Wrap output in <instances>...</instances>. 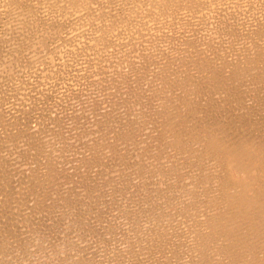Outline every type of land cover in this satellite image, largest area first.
Segmentation results:
<instances>
[{"label":"rangeland","instance_id":"1","mask_svg":"<svg viewBox=\"0 0 264 264\" xmlns=\"http://www.w3.org/2000/svg\"><path fill=\"white\" fill-rule=\"evenodd\" d=\"M68 1H71V0H0V66L2 67V69L0 68V73L1 74H4V75H1L0 76V118H1V123H0V144H2V142L3 141H5L6 139V141H5V143L3 142V145H1L0 147H2V149H0V152L2 153L3 152V154H1L0 155V157H3V155H5L6 153V155L3 157L4 158V160H5V158H6V160L5 161H1L2 159H0V165L3 167H1V172H0V183H3V184H0V193H1V195H0V201L1 200H6V202H3V201H1L0 203H1V208L0 209H2V204H4L5 203V205L3 206V212L1 213L0 212V214H1V217H3V218H1L0 219V227L3 225V223L5 224V227H1V228H4L5 230L4 231H6L7 233H5L3 230H1V228H0V241L1 242H3V241H5V242H3V243H5L4 245H6L5 247L3 246L2 247V245H3V243H0V248H2V250L0 249V257L2 258V256H3V259H4V261H3V259H1L0 258V263H4L5 261V263L4 264H6V263H8V264H60L61 263V260H62V263H64V261L66 260H68L69 262H67L66 264H71V262L73 261V262H75V263H72V264H78L77 262H82V261H77V260H83V262L82 263H88V264H93V263H95L96 264V262H97V264L99 263V264H147V263H145V262H148V264L150 263V262H152V259L154 260L152 263H150V264H155L156 262V264H158V262L160 263L161 262V264H163L165 261H164V259L161 261V259H160V257L161 258H163L164 256H165V254H157L158 255V258H157V256H156V254L154 255V257H155V259H154V257L152 258V256H149V259H148V255L146 256L145 254H144V252H146V249H145V251L144 252H140V250L142 251V249H143V247L144 246H142V245H144V244H142V243H140V241H139V238H138V236H136V237H134L135 235H137V233H138V229L140 228V230H143V231H147L148 232V230L145 228V227H143V225L142 224H144L145 223V221H143L142 219H140V217H139V221H141L140 222V224H139V222H137V224L136 225H134L133 224V222L134 223H136L135 221H133L132 219H130V216L128 215V213H126V212H124L123 210L121 211V209L119 208V210L120 211H117L118 209V207L116 208V207H112V206H114V205H112L111 207H112V211H114V214H112L111 213V211H107V210H110V208H109V206H110V204H109V206H107V204H104V203H106V202H101L100 201V203H98V202H94V205H92L90 202H91V200H92V197H91V195H90V191L89 190H91V189H95V191L98 193L99 191L101 192V199H102V201H107V202H110V201H108V200H113V199H115V200H118V198L116 197V195L115 194H112V192H110L107 188H105L104 187V185H103V183L100 181V177H97L98 176V173H103V169L102 170H100L99 168H102V166L100 165V163L98 164V161H99V154L101 155V156H107V155H109L110 153L112 154V155H110L111 157L112 156H116L118 153L117 152H113V151H118L119 149H123L122 147H124V145H123V141L121 142V140H122V135H124V134H126V135H124V136H135L136 134H137V131L135 130V128L137 129L138 128V122L135 120V118L134 117H132V118H134V119H132L130 116L131 115H133L134 113H135V109L133 110V112L131 111L133 108L132 107H134L133 106V102H134V98H133V96L134 95H132V94H135L136 93V95L138 96V97H140L141 98V100H139V105L140 106H142V108L143 109H141V115H143V114H150V115H143V116H141L139 113H138V111H137V115L139 114L140 116H141V122H142V124L143 125H145V126H143L142 128H145L144 130H142V132H146L145 130H147V127H152L153 129H150V128H148L149 130L147 131V132H149L150 130L152 131L153 130V135L156 133V132H158V134H159V130H161L160 129V125H157V126H155V124H152V123H154V121H156V117L155 116H153L152 115V113H150V112H153L152 111V107H153V104L152 103H158V101L159 100H161L160 99V96L158 95V94H156L155 92L156 91H158V89H159V85H161L162 83V81H163V79H167V77H169L170 79H171V77H172V79H171V82H172V80H175L174 78H176L175 76H177V74L178 73H184V72H186V71H183V70H187V73L189 72V74L191 73L190 71H192V75H196V71H197V69H199V67H201V63H202V61H198V59H197V57L195 58V56L197 55V53H199V48H201V43L200 42H202V40H203V37H204V39H205V36H206V33L208 34V27H209V29H210V24H212L211 25V27L213 26V28H211L212 30H214V28H216L217 26L216 25H218L219 27H221V28H219V29H222V27H223V29H224V31H223V29L222 30H219V32L221 31V34L223 35H220V36H222L221 37V40L222 41H219L218 39H220V37L218 38V36H217V42H221L220 44H215V47H217L218 48V51L219 50H223L222 51V53L219 51V52H217L216 51V53H214L215 51L213 50V49H211L210 47H211V45L210 46H208V50H207V52H208V54H207V56H208V58H206V61L208 60L209 62H210V64L211 63H213V62H216V61H219V62H221V63H223V64H226L225 62H230L229 60H232L233 58H238V57H244L245 56V54H247V52H249V51H247L246 52V50L245 49H247V47L249 46V48H253L254 46H251V45H249L250 44V42H249V35L250 34H252L253 33V38H252V36H251V38L252 39H256V36H257V43H258V41L261 39V37L263 38L262 40H264V0H244L246 3H244V1H238L239 2V5L236 3L237 2V0H235V1H233V0H231L232 2H234L235 4H233L230 0V2L228 1V0H212L213 2H214V7H213V2H210L211 4H212V6H208V5H210V4H208L209 3V1H211V0H207L208 2H206V0H202V3H200L201 1L200 0H197V2L201 5V7L200 8H198L197 10H196V12H195V14L196 13H198L197 15H195V14H192V15H194L193 17H191L192 15L190 14V12H185V11H183V12H185V13H179V15H182V16H179V20L176 18V19H174V20H171L172 21V23H174V26H173V24L170 22L169 24H166V23H168V21L166 20V22H164L165 20H163V22L165 23H163L162 22V19L161 18H156L155 16H154V14L152 15V13H150L151 11V8L149 9V6L151 5L150 4V1L149 0H147V2H148V4H146V5H144L145 3H147V2H144V1H146V0H89L88 1V3L91 1V5H89L88 3L85 5V1L87 2V0H84V3L82 2L83 0H72L71 1V5L73 4V6H74V10H73V6L71 7V5H70V2L68 3ZM80 1V2H79ZM161 1H163V0H159V2H161ZM165 1V0H164ZM167 1H169V0H167ZM184 1H186V0H184ZM216 1V2H215ZM66 2V3H65ZM78 2V3H77ZM81 2H82V4H81ZM136 2H138V4H140V6L136 3ZM140 2V3H139ZM141 2H144V3H141ZM152 2H153V0H152ZM154 2H156V4L154 3V5L155 6H157V4L159 3L158 2V0H154ZM158 2V3H157ZM222 2V3H221ZM229 2V3H228ZM243 2V4H241V3ZM79 4V5H77V4ZM205 3H207V4H205ZM215 3H216V6H215ZM232 3V4H231ZM248 3V4H247ZM66 4V5H68V6H64V5ZM76 4V5H75ZM131 5V4H133V5H135L136 7H138V9L137 8H135L134 9V7L135 6H133V8L132 9H130L129 10V7H132V6H129V5ZM143 4V5H142ZM203 5V6H202ZM70 6V7H69ZM76 6V7H75ZM78 6H82L81 8H82V10H81V8L80 7H78ZM84 6H86V7H84ZM145 6L147 9H143V7ZM148 6V7H147ZM207 6V7H206ZM220 8H219V7ZM226 6V8H224ZM227 6H228V8H227ZM142 9H141V8ZM144 7V8H145ZM203 7V8H202ZM209 7H211L210 9H209ZM215 7H218V9L220 10V9H222V15H221V13H219L220 11H214V10H218V9H216ZM85 8V9H84ZM87 8V9H86ZM123 8H126V9H128V11H133L134 13H133V15H132V12L131 13H129V12H127V10H125V11H123L124 9ZM140 8V9H139ZM202 8V11H199V9H201ZM208 8V9H207ZM212 8L214 9V10H212ZM67 9V10H66ZM70 9H72V12L70 11ZM79 9V10H78ZM84 9V10H83ZM119 9H121V11H119ZM134 9V10H133ZM204 9H207V10H212V11H207V10H205V13H204ZM69 10V11H68ZM86 10V11H85ZM108 10V11H107ZM137 10H139V12H140V10L141 11H145V10H147V12L145 13V12H140V13H143V14H146L145 15V19H146V16H148L149 17V14L150 15H152V17H154V19H157L156 21H154L153 23H151V24H148V23H146V24H144V25H141V26H143L142 28H141V26H140V28L139 29H137L136 31H137V33H138V35L136 34V31L134 30L133 31V33H130V31H129V29H128V31H129V34H128V31H126V30H124V31H122L120 34L122 35L123 34V38L125 39V41H123L124 39L123 38H121L120 37V34H119V39L120 40H122V41H119V39H118V37H117V44L116 43H113V44H110V45H108L106 48V50H105V52L106 53H108V54H106L105 52L103 53L104 54V56L103 57H105V58H107V59H102V56L101 55H103L101 52L98 54V52L95 50V48H94V46H89V45H91V44H89V42H90V40H88V39H91L92 37H93V35L91 36H89V34L87 35L85 32H88V33H92V32H90V28H92V26L91 27H88V26H86V25H84V24H89V22H91L92 24H95L96 22H94V21H101V20H106V19H108V18H112V19H108V20H111V22H112V20L113 19H118V18H120V16H122L123 14H122V12L124 13V15L123 16H125L126 18H124V19H126V20H128L127 19V16L128 17H131V15H132V17H131V19H134L135 17H139V13H138V11ZM62 11L64 12H69V13H67V17H68V14H70L69 16L72 18L73 16V19H71V18H69V19H67V22H66V14H65V18L64 17H62L63 15L62 14H64V13H62ZM104 11V12H103ZM107 11V12H106ZM137 12V14H136V12ZM225 11V12H224ZM61 12V13H60ZM71 12V13H70ZM79 12L81 13V14H79ZM99 12L101 13L102 12V16L99 14ZM111 12V13H110ZM149 12V13H148ZM180 12H182V11H180ZM199 12L201 13V14H199ZM206 12H209V13H206ZM212 12H214V14L212 13ZM110 14V17H107L106 15H108L109 16V14ZM115 13V14H114ZM117 13H119V14H117ZM127 13V14H126ZM148 13V14H147ZM193 13H194V11H193ZM203 13V14H202ZM215 13H219V15H221L222 17H223V15L225 14V13H227V15L230 17V16H233L232 17V19L236 22V20L238 21V22H234L232 19V21L233 22H231L230 21V18L226 15V20L227 21H229L228 23H234L233 25H231L230 26V24H228L227 22H224L225 21V19H224V17H223V19H224V21H221V18L222 17H220V19H219V15H218V18H216V20H215V16H217ZM224 13V14H223ZM241 13H242V15L244 14V16L246 17H244V16H242L241 15ZM245 13H247V14H245ZM61 14V15H60ZM97 14L100 16V17H103V14H104V17L103 18H100L99 16H97ZM113 14V15H112ZM129 14V15H128ZM136 14V15H135ZM184 14V15H183ZM190 16H189V15ZM204 14H206V15H204ZM209 14H212V15H210L209 16ZM234 14L235 15H237L238 14V16H234ZM76 15L77 16H79L80 15V17L82 18V21L81 20H79V19H81V18H79V17H76ZM112 15V16H111ZM138 15V16H137ZM186 15V16H185ZM200 16V18L203 20H201L200 18H199V16ZM201 15H203V16H201ZM85 16V17H84ZM88 18H87V17ZM117 16V17H116ZM123 16L121 17V18H123ZM133 16H135L134 18H133ZM209 18H208V17ZM212 16V17H211ZM50 17H51V19H52V17H59V19L61 18V20H60V22H57V21H59V19L57 18V19H55V21H54V18H53V20L51 21V19H50ZM93 17V18H92ZM94 17H95V20H94ZM101 19V20H97V19H99V18ZM141 17L142 18H144L143 17V15H141ZM152 17H150L149 19H153ZM186 17V18H185ZM188 17V18H187ZM189 17H191L192 19H191V22L190 21H188V20H190V18ZM196 17H198V19H200V20H197L196 19ZM206 17V18H205ZM213 18V20L214 21H218V23L216 24V22H214L211 18ZM228 17V18H227ZM241 17H242V19H241ZM47 18V19H46ZM63 18L65 19L64 21H65V23H73V25H71V24H65V23H63L62 24V20H63ZM74 18L78 21V22H76V20H74ZM85 18H87V19H85ZM106 18V19H105ZM207 19V21L205 20V19ZM243 18H245L244 20H243ZM25 19V20H24ZM50 19V20H49ZM84 19V20H83ZM89 19V21H86V20H88ZM148 18L144 21V22H146L147 20H149ZM161 19V20H160ZM195 19V20H194ZM218 19V20H217ZM21 20H23V21H21ZM43 20H45V21H43ZM47 20V21H46ZM49 20V21H48ZM57 20V21H56ZM69 20V21H68ZM72 20H74V21H72ZM93 20V21H92ZM158 20H159V23L162 25V28L163 29H168L167 31H168V34H167V32L164 30L163 31V29H161L160 27H161V25L158 23ZM182 20V22H180ZM196 20H197V22H196ZM212 20V22L214 23H212V22H210ZM242 20V21H241ZM248 20V21H247ZM20 21V22H19ZM26 21V24L27 25H23V24H25L24 22ZM179 22L178 24L177 23H175V22ZM183 21H184V23L185 22H187V26L186 25H184V23H183ZM192 21L193 22H196V23H194V24H188V23H192ZM198 21H199V23H198ZM207 23H206V22ZM219 21H220V23H219ZM246 21H247V23H246ZM22 22V25L20 24ZM43 22V23H42ZM46 22H49V24L48 23H46ZM51 22H53V23H51ZM57 22V23H56ZM88 22V23H87ZM156 22V25H157V29H155V33L153 32L154 31V27H153V24ZM250 22V23H249ZM60 23V25H58ZM78 23L80 24V26L82 25V30H80L79 28H81V27H78L79 25H78ZM82 23H84V24H82ZM180 23H182V27H185V29L184 30H186L187 29V27L189 28V30H187L188 32H191V31H193L194 30V28H196L195 29V31L194 32H191L190 34L187 32H185L184 30H183V28L182 27H180L181 26V24ZM203 23V25H205V26H202L201 24ZM205 23V24H204ZM222 23H224V24H222ZM246 24V25H244V24ZM45 25V27L47 26H49L50 25V27L49 28H44V25ZM55 24V25H54ZM78 26H77V25ZM158 24L160 25V27L158 26ZM171 24V25H170ZM180 25L179 27H177V26H175V25ZM209 24V25H208ZM229 25L228 27L226 26V25ZM239 24V25H238ZM242 24H243V26H242ZM248 24V25H247ZM19 25V26H18ZM43 25V29L40 27V26H42ZM58 25V26H57ZM64 25H65V27H64ZM69 25V26H68ZM71 25V26H70ZM91 25V24H90ZM89 25V26H90ZM146 25H149V26H151V27H148V26H146ZM155 25V24H154ZM164 25V26H163ZM166 25H169V28H167L168 26H166ZM189 25V26H188ZM191 25H193V27L191 26ZM199 25V26H198ZM206 25H208L207 26V29H203V28H205L206 27ZM215 25V26H214ZM222 25V26H221ZM224 25L226 26V27H224ZM236 25H238L239 27H237ZM242 27H241V26ZM251 25V26H250ZM22 26H25L24 28H22ZM56 26V27H55ZM63 26V27H62ZM77 28H76V27ZM83 26H84V28H83ZM145 26V27H144ZM170 26H173L172 28H174V29H172ZM192 28H191V27ZM195 26V27H194ZM203 28H202V27ZM233 26H235L234 28H233ZM245 26L247 27V26H250L251 28H249V27H247V28H245ZM259 26L262 28H259ZM27 27V28H26ZM40 28V29H42V30H40V29H37L36 30V28ZM54 27V28H53ZM59 27V28H58ZM147 27V29H145ZM159 27V28H158ZM165 27V28H164ZM177 27V28H176ZM197 27H199L198 28V30H200V29H202L199 33H197L196 31H197ZM233 29H232V28ZM238 29H237V28ZM256 27H258V30H260L261 29V32L259 31V33H258V30H257V28ZM26 28V29H25ZM56 28H57V30L58 31H60V32H57V30H56ZM64 28H67L66 30L64 29ZM69 28V29H68ZM87 28H89V30H87ZM152 29V30H150V29ZM156 28V27H155ZM179 28V29H178ZM218 28V27H217ZM228 28H230V29H232L233 31H231V32H229L230 30L228 29ZM241 28H244V29H241ZM255 28V29H254ZM23 29L25 30V32H28V33H25L24 32V35L22 36V32H23ZM44 29H47V31L46 30H44ZM51 29H53V31H56V32H54V33H52L53 31L51 30ZM63 29V30H62ZM74 29H75V32H73L74 31ZM77 29H79V30H77ZM161 29V30H160ZM172 29V30H171ZM176 29H178V30H176ZM183 31H182V30ZM192 29V30H191ZM236 29V31H234ZM240 29V30H239ZM247 29L249 30L250 29V31H248L247 33L248 34H246L245 35V33L246 32H244V30H246L247 31ZM252 29V30H251ZM254 29V30H253ZM40 31V33H41V31H42V33L44 34V32L43 31H45V35H47L48 37H52L53 35H55L56 33H57V35H55L53 38H48V37H46L45 35H43L42 33V37H41V34H37V32L39 33V31ZM69 30H71V31H69ZM139 30V31H138ZM145 30V31H144ZM152 31L153 33H154V35L152 34L151 35V32L150 31ZM157 30V31H156ZM174 31V35H173V32H172V34H171V32L170 31ZM180 30H181V32H180ZM205 30V31H204ZM239 30V31H238ZM255 30H257L255 33H257V34H255L254 33V31ZM37 31V32H36ZM50 31V32H49ZM85 31V32H84ZM140 31H142L141 33H140ZM147 31V32H146ZM161 31V32H160ZM163 31V32H162ZM215 31V30H214ZM225 32L226 31V34L227 33H230L228 36H230L231 34H232V36L236 33V35L235 36H239V35H241L240 34V31L242 32V34L243 35H245L246 37H248V41H247V38H245V37H243V35H242V37L240 38L241 40H239V37H237V38H235V36H233L235 39L234 40H237L238 41V44L236 43V42H233L232 41V43L235 45V43L237 44L236 46H237V48L235 47H232V46H234L233 44L231 45V43L230 42H228L229 41V39L228 38H224V35H225V33H223V32ZM238 31V32H237ZM252 31V32H251ZM262 31H263V33H262ZM82 32V33H81ZM126 32V33H125ZM143 32H145V33H143ZM149 32V33H148ZM157 32H159V33H157ZM166 34H165V33ZM203 32V33H202ZM249 32H250V34H249ZM77 33H81V34H77ZM86 34V35H84L83 37H79V35L80 36H82L83 34ZM135 33V34H134ZM139 33H140V35H139ZM146 34V36L144 37L143 35H141V34ZM183 33V34H182ZM184 33H185V35H184ZM193 33V34H192ZM239 33V34H238ZM26 34H28V36L26 35ZM31 34H33V35H31ZM50 34H52V35H50ZM64 34H65V36H64ZM74 34V36H72ZM134 36H133V35ZM147 34H148V37H147ZM155 34H157V36L155 35ZM175 34H177L176 36H175ZM178 34L180 35V37L178 36ZM187 34V35H186ZM195 34H196V36H195ZM197 34L198 35H203V37H199V36H197ZM255 34V35H254ZM260 34H262V35H260ZM60 35V36H59ZM69 35V36H68ZM126 35V36H125ZM153 36V39L155 40V41H153V39H150V37L151 36ZM159 35V36H158ZM167 35V36H166ZM183 35V36H182ZM192 35L193 37L195 36V38L194 39H196L195 41H198L199 40V38H201L200 40H199V42L197 43V42H195L194 41V39H193V37L191 36V38H189V41L187 40V38L188 37H190V36ZM205 35V36H204ZM261 37H260V36ZM26 37L28 40H30L32 37H33V40H34V42L35 41H37L38 43H40L41 41V39H39V41H38V38H42V44H44V46H41L40 44V46L43 48V49H37L36 50V48H41L39 45H36V44H38V43H32L33 42V40L31 39L30 41H28V40H25V39H23L22 37ZM31 38H30V37ZM35 36V37H34ZM36 36L38 37V38H36ZM57 36V37H56ZM68 36V37H67ZM75 38V36H76V38L78 37V41L75 39V40H70V38ZM127 36H128V38H132V43H130L129 44V46L131 47H127L128 46V43L129 42H126V38H127ZM155 36V37H154ZM165 36V37H164ZM173 36H175V37H177L178 39H179V41H178V39L176 40V38H173ZM186 36V37H185ZM188 36V37H187ZM61 37H62V40H61ZM85 37H86V39H85ZM88 37V38H87ZM135 37H137V38H134ZM143 37V38H142ZM163 37V38H162ZM199 37V38H198ZM207 37V36H206ZM260 39H259V38ZM46 38H48V40L46 39V41H45V39ZM57 38V39H56ZM58 38L60 39V40H58ZM67 38V39H66ZM80 38H82V39H85V41H83V40H81V41H83L82 43H81V41H80ZM127 38V39H128ZM146 38V39H145ZM159 38H161V39H159ZM166 38V39H165ZM169 38V39H168ZM172 38V39H171ZM183 38V39H182ZM223 38V39H222ZM244 38V39H243ZM37 39V40H36ZM44 39V40H43ZM55 39H56V42H59L60 43V45H59V43H57V45H56V43H55ZM64 39V40H63ZM69 39V42L67 41ZM182 39V40H181ZM252 39H250V40H252ZM259 39V40H258ZM51 40V41H50ZM53 40V41H52ZM138 40V41H137ZM158 40H160L159 41V43H158ZM173 40V41H172ZM184 40V41H183ZM185 40H186V42H185ZM191 40V41H190ZM244 40V41H243ZM246 40V41H245ZM262 40L261 41H259V43L261 42V46H264V44H262V43H264V42H262ZM27 41V42H26ZM48 41H50L49 43H50V45H49V43H48ZM65 43V46H66V44H68L67 46H66V48H64L63 47V42ZM68 43H67V42ZM78 42V43H76L75 45H74V43L73 42ZM86 41H88V42H86ZM134 41L136 42V43H140L141 44V41H143L142 43L143 44H141L140 46L142 47H139V44H138V46H137V44L136 43H134ZM170 41H172V43L170 42ZM176 41H178L179 43H174V42H176ZM183 41V42H182ZM193 41V42H192ZM223 41H224V43H223ZM244 42V44L243 45H245L247 42H249V44H247V45H245L244 47L242 46V42ZM253 41L254 40H252V44H253ZM30 43L31 42V44H28L27 45V43ZM84 42H86V43H88V45L86 44V43H84ZM118 42H120V45H118ZM122 42V43H121ZM155 43L154 45H152V44H149V43ZM160 42H162L161 44H160ZM163 42H165L164 44H163ZM167 42V43H166ZM182 42V43H181ZM192 42V43H191ZM194 42H195V44H194ZM246 42V43H245ZM52 43V44H51ZM62 43V44H61ZM71 43L74 45H71ZM85 44V46H84V44ZM126 45H125V44ZM168 43L170 44L169 45V47H170V49H168L169 47H168ZM183 43L185 44V43H187V45H189V46H192V48L193 47H195V48H193L194 49V51H193V49L192 48H188V46H187V49H186V45H185V47H182L181 45H183ZM197 43V44H196ZM202 43H204V42H202ZM227 43V44H226ZM230 43V44H229ZM240 43V44H239ZM256 43V45L255 44H253V45H255V48H256V46L257 45H259V46H257V48H260V44H257ZM46 44V45H45ZM54 44L56 45L54 48H53V46H54ZM82 44H83V46H82ZM124 46H123V45ZM145 44H149V46L151 45V47H152V50L154 51V53H152L153 51L151 50V48L149 47V46H147V45H145ZM161 46H160V45ZM162 44L164 45V48L165 49H162L163 48V46H162ZM166 44V45H165ZM175 44V45H174ZM181 44V45H180ZM213 44V43H212ZM222 44V45H221ZM224 44V45H223ZM226 44V45H225ZM229 44V45H228ZM20 45H22V46H24V47H22V46H20ZM26 45V46H25ZM29 45H33V47L35 48H33L32 46H29ZM53 45V46H52ZM77 45H79V47L77 46ZM113 45H115V46H117V48H115ZM138 47V51H140V50H144L145 49V51L147 52H142L141 51V56L143 57V59L142 60H144L145 59V57H146V54H147V56H148V58H147V62H146V59L144 60V62H146V66H145V63L140 59L141 58V56L139 55V56H136L137 54H139L140 52H138L137 51V47ZM144 45V46H143ZM172 45H174V46H172ZM221 45V46H220ZM238 45H241V46H239L240 48H239V50H238ZM29 46V47H28ZM38 46V47H37ZM71 46V47H70ZM87 46V47H86ZM91 47V49L89 48V47ZM123 46V47H122ZM133 46H135V47H133ZM147 46V47H146ZM154 46V47H153ZM157 46V47H156ZM178 46V48H174V47H177ZM179 46H181L180 47V49H182V50H180L179 49ZM197 46H199V47H197ZM220 48H222V49H219V47ZM227 48H226V47ZM247 46V47H246ZM26 47H28L30 50H32L33 49V51H29L28 50V48H26ZM30 47H32V48H30ZM47 47V48H46ZM49 47V48H48ZM53 49V51L55 52V50H56V52H57V54L58 53H60V55H59V57L60 58H58V56L56 55V53L54 54V52L52 51V49ZM57 47H60V48H64V50H66V49H68V51L66 50V53L64 52V50L62 51V49L60 50V48H58V49H55V48H57ZM73 47H76V48H74V50L72 49ZM83 47V48H82ZM86 49H85V48ZM115 48V49H113V48ZM125 47H126V49L128 50L129 49V52L128 51H125L126 49H125ZM160 47V48H159ZM166 47H167V49H166ZM215 47H213L212 46V48H215ZM243 47V48H242ZM19 48H21V49H19ZM71 48V49H70ZM77 48H78V50H77ZM144 48V49H143ZM150 48V51H152L151 53L152 54H150V56L148 55V53L150 52L148 49ZM153 48H155V49H153ZM159 48V49H158ZM173 48V49H172ZM196 48H197V50H196ZM217 48L215 49V50H217ZM232 48H233V50H235L234 51V53L235 52H237V53H233V55L232 56H230L232 53L231 52H233L232 51ZM22 49H24V51L22 50ZM25 49H26V51H29V52H26L25 51ZM48 49L49 50H51L52 52H53V55H51V51H50V53H48L49 51H48ZM55 49V50H54ZM76 49V50H75ZM88 49V50H87ZM108 49H109V51H108ZM110 49H112V52H113V56L111 55V54H109L110 53ZM125 49V50H124ZM130 49H131V51H130ZM136 49V50H135ZM161 49V50H160ZM191 49H192V51H191ZM212 50V52L217 56V57H215V55H214V57H213V55L211 54L212 52H210V50ZM230 49H231V51H230ZM241 49V50H240ZM242 49H244L243 51L245 52L244 53V55H242V53H240L241 51H242ZM262 51L264 50V47L262 48H260ZM36 50V51H35ZM43 50V52L42 53H40L41 51ZM45 50H47V51H45ZM81 50V51H80ZM83 50H87L88 52L86 53L85 51H83ZM92 50H94L92 53V55H94L95 54V52H96V54H95V56L96 57H91V54L89 53L90 51H92ZM171 50H172V52L174 53V52H176L177 51V53H179V52H181L182 54L180 55V53L179 54H177V53H175V55L173 54L172 56L170 55L171 53ZM175 50V51H174ZM229 51L228 53L226 52V51ZM249 50V49H248ZM259 50V49H258ZM45 51V52H44ZM60 51V52H59ZM62 51V52H61ZM72 51H74V52H72ZM76 51H78V54H79V52H85L84 54L83 53H81V54H79L78 56H76L77 55V52ZM125 51V52H124ZM132 51H134L135 52V54L134 55H132ZM149 51V52H148ZM157 51H158V53H157ZM168 51V52H167ZM179 51V52H178ZM183 51H185V52H183ZM198 51V52H197ZM238 51H240L239 53H240V55L238 54ZM14 52V54H11V53H13ZM30 52H35L36 53V55H38V53H39V58H38V56H36L37 58H35V53L32 55ZM38 52V53H37ZM65 54H67V56L69 55H71V56H73L74 54V56L73 57H68L67 58V56L66 55H64V53ZM68 52V53H67ZM71 52V53H70ZM126 52L128 53V55L127 56H129L128 58L129 59H127L128 61H126V58H127V56H126ZM133 52V53H134ZM136 52H138V53H136ZM164 52V53H163ZM210 52V53H209ZM15 53H17V54H15ZM30 53V54H29ZM43 53H48L47 54V56L50 58V57H52L51 59H49L48 58V60L46 61V59H44V58H46L47 56H45L46 54H43ZM63 53V54H62ZM74 53V54H73ZM123 53H125V55L123 54ZM143 53V54H142ZM156 53L157 54H159L158 56L156 55ZM169 53V54H168ZM218 53H221V54H224V55H220V54H218ZM231 53V54H230ZM49 54H50V56H49ZM73 54V55H72ZM88 54V55H87ZM106 54V55H105ZM131 54V55H130ZM161 54V55H160ZM162 54H164V56L162 55ZM168 54V55H167ZM183 54H184V57L185 58H189L191 55H193V58H191L190 57V60H195V61H198L195 65H193V66H191V64H189L190 62H188V64L186 63V64H184V61L182 60V62H180V60L182 59V56H183ZM42 55H44L43 57H42ZM57 57H56V56ZM62 55H64V56H62ZM80 55H82V57L80 56ZM87 55V57L85 58V56ZM89 55H90V57H89ZM118 56V57H116V56ZM152 55V56H151ZM179 56V57H177V56ZM190 55V56H189ZM212 55V57H210ZM218 55H220L219 57H218ZM97 56H99V58L100 59H102V60H104V62H106L107 64L105 65V63L103 64V61L102 60H99V63H94L95 62V60H93L94 58H96V61H98V57ZM109 58H111V60H113V61H108V57ZM118 59V58H120V60L118 59H116L115 57ZM123 56V57H122ZM124 56H126V58L124 57ZM134 56H136L138 59H140V60H138V59H136V57H134ZM153 56H155L154 58H153ZM165 56H171V58H166ZM176 58V59H178V62L176 61V59L174 58V57ZM222 56H223V59H224V57L226 56V57H228V56H230L228 59L226 58V59H222ZM13 57V58H12ZM42 57V58H41ZM62 57V58H61ZM66 57V58H65ZM76 57H78V59L76 58ZM131 57H134L133 59L134 60H136V61H134ZM157 57H159L158 59H157ZM10 58V59H9ZM35 58V59H34ZM44 59V65L42 64L43 63V60H41V59ZM56 59V58H58V59H56V60H54V59ZM63 58H65V59H63ZM69 58H73V59H69ZM75 58V59H74ZM82 58H85V59H82ZM89 58H91V60L88 59ZM93 58V59H92ZM162 58L164 59V60H162ZM213 58V59H212ZM217 58L219 59V60H217ZM9 59V60H8ZM16 59V60H15ZM32 59V61H30ZM37 59H39L38 61H40V63L38 62V61H35V60H37ZM53 59V63L52 64H50L51 63V60ZM63 59V61L61 62V60ZM68 59V60H67ZM82 59V60H81ZM131 59V60H130ZM151 59V60H150ZM156 59V60H155ZM171 59V60H170ZM215 59V60H214ZM10 60H12V63H11V61ZM60 60V64H58V61ZM84 60H85V62H84ZM94 62H93V61ZM110 60V59H109ZM123 60H125L124 62L125 63H123ZM131 62H133V64L134 65H132L131 63H130V61ZM137 60H138V62H140V64H142L143 65V67L144 68H142V65H140L139 66V64L138 65H136L135 63H138L137 62ZM149 60H150V62H149ZM157 60H159V61H157ZM172 60H175L176 61V64H175V61L174 62H172L171 63V61ZM220 60H223V61H220ZM46 61V62H45ZM49 61V62H48ZM68 63H67V62ZM80 61V62H79ZM89 61H91V62H89ZM101 61V62H100ZM108 61V62H107ZM115 61V62H114ZM119 61V62H118ZM157 63L156 64V66H155V62ZM161 61V62H160ZM168 61V62H167ZM207 61V62H208ZM5 62V63H4ZM30 62H32V63H34L33 65H32V63H30ZM35 62H37L36 64L38 65V67H40V68H38L37 67V65L35 64ZM42 62V63H41ZM111 62H113V63H111ZM118 62V63H117ZM129 62V63H128ZM143 62V63H142ZM208 62V63H209ZM4 63V64H3ZM45 63H47V64H45ZM62 63V64H61ZM63 63H66L65 65H67V66H65V65H63ZM93 63V64H92ZM102 63V64H101ZM119 64L118 66H116L115 65V67L114 66H112L113 64ZM124 65H123V64ZM130 64V65H128V64ZM148 63V64H147ZM151 63V64H150ZM153 63V64H152ZM161 63H162V65L164 66H162L161 65ZM165 65H164V64ZM167 63H169V64H167ZM174 63V64H173ZM177 63H178V65H177ZM181 63H182V65H181ZM192 63V62H191ZM227 63V64H228ZM82 64H83V66H82ZM89 64H91V65H89ZM94 64H96L95 66H101V67H104V69H105V72L104 71H101L100 70V68L101 67H98L97 66V68L99 69H95L96 67L94 66ZM100 64V65H99ZM122 64V65H121ZM169 66V68H166V67H168L167 65ZM184 64V65H183ZM198 64V65H197ZM4 65V66H3ZM6 65H8V66H6ZM10 65H12L13 66V68L15 67V66H17L19 69H17V67H15L14 69L10 66ZM36 65V66H35ZM43 65V66H42ZM52 65H54V66H52ZM87 65H89V66H91V67H89V66H87ZM149 65V66H148ZM150 65H151V67H150ZM153 65V66H152ZM162 66L161 68L159 67H157V66ZM175 65V66H174ZM188 65H189V68H188ZM198 67H197V66ZM33 66H35V68L33 67ZM42 66V67H41ZM58 66H59V68H58ZM62 66V67H61ZM95 68H94V67ZM105 66H106V68H105ZM109 66H111L110 68H108ZM130 67V68H128V67ZM178 66H180V67H182V66H185V68H180V67H178ZM207 66H209V65H207ZM52 67V68H51ZM56 67V68H55ZM65 67H67V68H65ZM80 67H82V68H80ZM87 67H88V69H90V70H92L93 68H94V70L93 71H89V70H87ZM93 67V68H92ZM125 68V70L123 71V69ZM132 67H134V69L132 68ZM141 67V68H140ZM177 68L178 67V69L177 70H175V69H173V68ZM187 67V68H186ZM3 68H4V73L2 72L3 71ZM6 68H7V70H6ZM8 68L10 69V71L11 72H13L14 74H12L9 70H8ZM38 68V69H37ZM50 68H51V70H50ZM58 68V69H57ZM63 68V69H62ZM74 68V69H73ZM123 68V69H122ZM151 68V69H150ZM156 68H158V69H161V70H163L162 72L164 73V75H162L163 73H161L160 71H158V69H157V71H158V73H157V71H156ZM11 69H13V71L11 70ZM15 69H17V70H15ZM47 69V70H46ZM61 69V70H60ZM126 69H128V71H130L131 72V70H132V72L130 73H128L127 71H126ZM130 69V70H129ZM137 69H138V72H141V73H135V72H137ZM144 69V70H143ZM154 69V70H153ZM191 69V70H190ZM195 69V73H194V70ZM14 70L17 72L18 70V74H16V72H14ZM63 70V71H62ZM96 70V71H95ZM102 70H103V68H102ZM112 70V71H111ZM116 70V71H115ZM118 70H121L120 71V73H122L120 76L123 78L124 76V79H125V83L126 84H124V85H121V86H119V85H117V84H115V81H114V76H115V72H117ZM146 70V71H145ZM149 70H150V72L152 73L151 75H148L149 74ZM153 70V71H152ZM169 72L170 70L172 71V72H169V73H166L167 71ZM181 70V71H180ZM229 70V69H228ZM8 71V72H7ZM46 71V74L44 73ZM47 71H50V72H48L47 73ZM55 71H56V73H55ZM58 71V72H57ZM84 71V72H83ZM95 71V73H93ZM111 71V72H110ZM125 71L127 72V73H125ZM143 71V72H142ZM156 73H155V72ZM183 71V72H182ZM85 72L87 73H90L89 75H94V77H91V76H89L88 75V73H87V75L85 74ZM99 72H101V73H99ZM102 72H104V73H102ZM108 72V73H107ZM146 72V73H145ZM160 72V73H159ZM7 75H6V74ZM11 75H10V74ZM52 73H54V74H52ZM174 73H175V75H174ZM194 73V74H193ZM227 73L231 76V77H233L231 74H230V71H227ZM51 74H52V76H51ZM108 76H107V75ZM110 74H112V76H110ZM126 74H127V77H126ZM129 74V75H128ZM143 74V75H142ZM155 74H161V75H155ZM167 74L169 75V76H167ZM190 74V75H191ZM223 74V73H222ZM9 75V76H8ZM55 75V76H54ZM96 75H99L100 76V78L98 77V76H96ZM101 75H104V76H101ZM148 77H147V76ZM172 75V76H171ZM185 75V74H184ZM3 76H6L5 78L3 77ZM106 76V77H105ZM110 76V77H109ZM146 76V77H145ZM152 76H154V77H152ZM157 76H158V78H160L161 76H164V78L162 77L161 79H158L157 78ZM160 76V77H159ZM171 76V77H170ZM8 77V78H7ZM11 77H13V78H11ZM47 77H48V79H47ZM50 77H52L51 79L52 80H50ZM112 77V78H111ZM166 77V78H165ZM224 77H225V75H224ZM9 78H10V80H9ZM103 78H106V79H103ZM108 78H110V79H112V80H110V79H108ZM146 78H149V80L148 79H146ZM150 78H153L152 80H154V82L150 79ZM157 78V79H156ZM168 78V80L170 81V79ZM94 79V80H93ZM96 79V80H95ZM101 79H103V82H102V80H101V83H99V81ZM128 79V80H127ZM143 79V80H142ZM233 79H235L234 77H233ZM49 80V81H48ZM88 80V81H87ZM97 80H99V81H97ZM105 80V81H104ZM110 80V81H109ZM151 80V81H150ZM156 80L158 81V82H156ZM160 80H161V82H160ZM236 80V79H235ZM91 81H93V82H91ZM109 81V82H108ZM146 81V82H145ZM149 81V82H148ZM106 82H108L109 83V85H108V83H106ZM110 82H111V84H113V86H115V87H113V86H111L110 87ZM142 82V83H141ZM150 82H153L156 86H154V84L152 83H150ZM241 82H245V81H241ZM90 85H89V84ZM93 83V84H92ZM94 83H95V85H94ZM103 83L105 84L104 86V88H102L103 87ZM158 83H160L159 85H158ZM177 82H175V83H173V85H172V88L175 86V88H168L169 90H171L170 91V94L168 95V96H171V95H174V96H172L173 97V99H171V97H169V100L171 99L172 101H175L174 99L177 97L178 98V100H176L175 102H177V101H181V100H179V99H181L182 97H183V95H186V96H189V95H187V94H185L186 92L185 91H187L188 92V90H190V88L188 89V90H184V89H181V86L182 85H180V83H177ZM194 82H192V84H193ZM249 83V82H248ZM101 84H102V86H101ZM107 84V85H106ZM143 84H146L145 86L143 85ZM181 84H183L184 85V82L183 83H181ZM234 84H235V86L236 85H238V86H236L237 88V91H235V93H234V97H232L234 100H236V99H238L239 101H237L238 103H236L234 100L233 101H231L232 99H230L229 101H230V105L231 106H229V104H228V101H225L224 102V104H225V106H224V108H226L227 107V104H228V107L224 110V112H226V116H228V119L227 120H223V118H222V116H221V113H220V111H219V109L217 108V107H215V106H213L212 104H210V103H208L210 100H208V98H206L205 99V96H204V99L206 100V102H205V100L202 98V96L201 95H203L204 94V91H201V93L199 92V97H198V101H201V100H203L205 103H204V107L203 108H208L209 106H210V109H208L206 112H202V114L201 115H199V116H197V118H195V127H193L195 130H200V128L201 127H203V128H205L206 129V127L207 126H209L210 124H212V123H215L214 125H212V126H218L219 128H220V131L222 130V132H223V134H228L231 138L232 137H234V134H235V132H237V134H239V133H242V132H244V133H250L251 132V134H252V136L255 134V132H260V129L261 130H263V126H262V123H261V121L263 120V119H261V121H258L259 119H260V117L262 118V116H263V113H264V105L262 106V107H259V104H258V106H256V107H254V108H252V107H249L248 108V106H246V105H248V102L251 100V96H252V93H251V89L252 88H249L248 86V84H247V86H245V85H240V84H238L237 82H232V86H234ZM97 85H100V87H101V89H99L98 90V88H100L99 86H97ZM138 87H137V86ZM148 85H150V86H148ZM179 85V86H178ZM194 85V84H193ZM197 85V84H196ZM195 85V86H196ZM241 86V88L239 89V87ZM91 87V88H90ZM136 87L138 88V89H136ZM148 87V88H147ZM171 87V86H170ZM180 88L179 90H176V89H178V88ZM246 87V89H244ZM152 88H155V89H157V90H155V89H153V91H152ZM247 88H249V90H247ZM104 89V90H103ZM134 89H136V90H134ZM42 90V91H41ZM98 90V91H97ZM169 90H168V92H169ZM182 90V91H181ZM183 90H184V92H183ZM248 91V92H250L251 94H247V93H245L244 91ZM136 91V92H135ZM146 91V92H145ZM155 91V92H154ZM176 91V92H175ZM181 91V92H180ZM242 91V92H241ZM99 92V93H98ZM133 92H135V93H133ZM137 92H139V93H137ZM149 92V93H148ZM152 93V95H150L151 93ZM174 92V93H173ZM239 92V94L241 95H238L237 93ZM148 93V94H147ZM175 93H177L178 95H176ZM241 93H244L243 95L241 94ZM156 94V95H155ZM159 94H161V93H159ZM181 94V97L179 96ZM150 95V96H149ZM155 95V96H154ZM176 95V96H175ZM238 95V96H237ZM247 95V96H246ZM249 95H250V97H249ZM144 96V97H143ZM158 96V97H157ZM239 96H240V98H239ZM245 96L248 98H250V100L248 101V100H246L245 101ZM146 97V98H145ZM150 97H151V99H152V101H150L151 99H150ZM175 97V98H174ZM192 97L193 96H191L190 95V97L188 98V100L190 99V100H192ZM242 97H244L243 98V100L246 102V104H245V102H243L242 101ZM143 98H145V99H147L146 101H144L145 99H143ZM154 98H156V99H154ZM176 98V99H177ZM193 98H196L195 96L193 97ZM202 98V99H201ZM248 98V99H249ZM143 99V100H142ZM156 100H157V102H156ZM189 100V101H190ZM194 100V99H193ZM192 100V101H193ZM148 101V102H147ZM154 101V102H153ZM202 101V102H203ZM242 101V102H241ZM248 101V102H247ZM142 102H144V103H142ZM147 102V103H146ZM182 102V101H181ZM236 104H235V103ZM262 102H264L263 101V98H262ZM244 106H240L241 104ZM244 103V104H243ZM149 104V105H152V107L150 106L149 107V105H148V107H146L147 105ZM193 104L195 105V103L193 102ZM208 104V105H207ZM197 106V105H196ZM213 106V107H212ZM229 107H232L231 109H229ZM233 107L235 108V109H233ZM237 107V108H236ZM131 108V109H130ZM136 108V107H135ZM150 108V109H149ZM214 108H215V110H214ZM248 109V110H245V109ZM255 108H258L257 110L255 109ZM261 108H263V109H261ZM147 109V110H146ZM148 109H149V112H147L148 111ZM196 109V108H195ZM216 109H218V110H216ZM237 109V111H235ZM251 109V110H250ZM252 109H254L255 111H253ZM260 109V110H259ZM146 110V111H145ZM151 110V111H150ZM196 110H198V109H196ZM201 110V109H200ZM240 110V111H239ZM263 110V111H262ZM210 111V112H209ZM214 111H216V112H214ZM218 111V112H217ZM231 111V112H230ZM247 114H250V115H246L244 112ZM250 111V112H249ZM260 111H262L261 113L262 114H259V112ZM131 114H130V113ZM144 112V113H143ZM230 112V113H229ZM240 112V113H239ZM254 113L255 114V117L253 118V116H254V114H251V113ZM256 112V113H255ZM219 113V114H218ZM245 114L246 116H243V115H241V114ZM216 114H218V115H216ZM215 115V116H214ZM253 115V116H252ZM258 117H257V116ZM260 115V116H259ZM2 116H3V118H2ZM140 116H137V119H140ZM151 116V117H150ZM232 118H231V117ZM235 116V117H234ZM237 116V117H236ZM238 116H239V119H238ZM241 116H243V117H241ZM248 116V117H247ZM253 118V120H252V118ZM154 117V118H153ZM144 118V119H143ZM153 118V119H152ZM235 118V119H234ZM248 118L251 120V124L249 123V121L250 120H248ZM256 118V119H255ZM131 119V120H130ZM152 120V123H151V120ZM155 119V120H154ZM242 119V120H241ZM110 120V121H109ZM112 120V121H111ZM149 120H150V122H149ZM154 120V121H153ZM255 120V124H253L252 125V123H253V121ZM130 121H131V123H132V126H133V124H135V126H131V123H130ZM133 121V122H132ZM215 121V122H214ZM244 121V122H243ZM245 121H246V123L247 124H249V125H246L245 126ZM60 124H59V123ZM146 122H147V124H146ZM58 123V124H57ZM145 123V124H144ZM156 123V122H155ZM203 125H202V124ZM242 123V124H241ZM15 124V125H14ZM192 124V123H191ZM244 124V125H243ZM258 124V125H257ZM11 125H13V126H11ZM59 128V130H57L58 128L56 127V126ZM59 125V126H58ZM132 127V129L130 128V126ZM201 125V126H200ZM257 125V126H256ZM15 126H17L18 128H20L21 130H23L24 129V131L22 132L21 130H18V128L17 127H15ZM75 126H76V129H75ZM141 125H139V127H140ZM205 126V127H204ZM212 126H209V127H212ZM257 128H256V127ZM54 127H56V128H54ZM60 127H61V129H60ZM81 127V128H80ZM135 127V128H134ZM157 127V128H156ZM238 127V128H237ZM250 127H254V128H250ZM261 127V128H260ZM15 128V129H14ZM124 128V129H123ZM199 128V129H198ZM250 128V129H249ZM260 128V129H259ZM30 129L31 130H33L34 132V134L35 135H37V136H35L33 133H30ZM128 129V130H127ZM129 129H131V130H129ZM16 130H17V134H16ZM25 130L27 131V132H25ZM54 130V131H53ZM121 130V131H120ZM126 131H127V133H126ZM135 132V134H134V132ZM15 132V133H14ZM19 132V133H18ZM20 132H21V135H20ZM30 133V135H29V133ZM84 132H86V134L84 133ZM7 133V134H6ZM13 133V138L11 137H9V135L10 134H12ZM23 133H25V134H23ZM28 133V134H27ZM51 133H53V134H50ZM106 133L108 134V136L106 137ZM122 133V134H121ZM128 133H133V134H128ZM5 136H4V135ZM17 135V137H19V139H20V141H19V139L17 138L16 139V135ZM27 135V137H25V136H23V135ZM33 135V137H32V135ZM43 134V135H42ZM84 134V135H83ZM157 134V133H156ZM157 134V135H158ZM7 135V136H6ZM19 135V136H18ZM46 135H49L48 137L46 136ZM86 135V136H85ZM5 138H3V137ZM21 136H22V138H21ZM51 136V137H50ZM83 136V138L85 139L84 141L81 139V137ZM88 136H89V138H88ZM8 137V138H7ZM23 137H25V138H23ZM37 139H40L39 140V143H38V140H36V138ZM64 137V139H62ZM68 137V138H67ZM71 139H70V138ZM86 137V138H85ZM93 137V139H91ZM16 140H15V139ZM29 138H32V140L30 141V139ZM34 138V139H33ZM45 138H47V141H46V139ZM67 138V139H66ZM103 138H104V140H103ZM106 138H107V142H106ZM4 139V140H3ZM10 139V140H9ZM25 139H26V142H25ZM27 139H29V142L30 143H28V141H27ZM61 139V140H60ZM66 139V140H65ZM70 139V140H69ZM79 139V140H78ZM89 139H91L90 141L94 144V143H96V144H94V145H96V148H98L99 150V153H97L96 152V148H94L95 146H92L93 144L91 143L90 144V141H88ZM121 139V140H120ZM3 140V141H2ZM22 140V141H21ZM34 140V141H33ZM35 140H36V142H35ZM48 140L50 141V142H48ZM58 142H57V141ZM64 140V141H63ZM69 140V141H68ZM87 140V141H86ZM94 140H97V141H101V145L99 144L100 142H97V141H94ZM103 140V141H102ZM8 141H10L9 143H7ZM19 143H17V142ZM23 141H24V143H23ZM55 141V142H54ZM59 141H60V143H59ZM65 142V141H68V142H66L65 144L63 143V142ZM76 141H79V142H76ZM109 141L110 142H112V144H114V145H112L111 143H109ZM13 142H16V143H13ZM42 142H43V144H44V142L46 143V145H43L42 144ZM61 142L64 144H62V146L60 147V144H61ZM70 142V143H69ZM81 142H83V143H81ZM86 142H88L89 143V145H88V143H87V145L86 144H84V143H86ZM12 143H13V145H12ZM33 143V144H32ZM37 143V144H36ZM50 143V144H49ZM53 143H55V145H57V147H59V148H56V146H52L51 148H50V145H52ZM57 143V144H56ZM67 143H69L68 145H67ZM81 143V144H80ZM103 143V144H102ZM105 143H109L108 145L106 144L105 145ZM120 143V144H119ZM7 145V146H5V145ZM11 144V145H10ZM14 144L17 146V148L15 147L14 148V151H15V153H17L16 155H18L19 153H24V151H28V150H31V148L33 147V145L35 146V148L33 147L32 148V150H34L33 151V156H34V154H35V156H34V158L35 159H33V157L31 156V152L29 153V152H27V155L26 154H24V155H22V154H19V155H21V157L19 156V159H18V156H16L14 153H11V152H9V151H12V149H13V147H14ZM29 144V146H27ZM41 144H42V147H40L41 146ZM84 144V145H83ZM9 145H10V147H9ZM40 145V146H39ZM49 145V148L51 149H49L47 146ZM59 145V146H58ZM67 145V146H66ZM79 145V146H78ZM80 145H83L82 146V148L80 147ZM85 145L87 146V147H85ZM102 145H105V147H107L108 146V149H106V148H104V146L102 147ZM112 145V146H111ZM116 145H119L118 146V148H116V147H114V146H116ZM32 146V147H31ZM39 148H38V147ZM43 146H46L47 148H45L50 154L51 153H53V155H52V157H50V154L46 151V150H43L44 148H43ZM88 146L89 147H91V149L92 150H94V153L98 156V160L96 161V163H95V160H94V158L93 157H90V155H89V153L92 155H95L94 153H92V150L90 149V148H88ZM98 146H100V148L98 147ZM112 147V149H113V151L112 152H110L112 149H111V147ZM126 146V145H125ZM6 147H7V149H6ZM27 147H28V150H27ZM55 147V148H54ZM67 148V149H64V148ZM79 147L81 148V149H79ZM84 147V148H83ZM110 147V148H109ZM3 148H5V149H3ZM10 150H9V149ZM26 150H25V149ZM36 148L37 149H39V151H42L41 152V154H42V156H40V158H41V160H40V158H39V156L38 155H41L40 154V152L38 151V150H36ZM40 148H42L41 150H40ZM89 149V151H88V149ZM94 148V149H93ZM101 148H102V150H101ZM16 149V150H15ZM53 149H57V150H53ZM63 150V152H62V150ZM84 149H87V150H84ZM111 149V150H110ZM4 150V151H3ZM24 150V151H23ZM31 150V151H32ZM54 151L55 153H57V155H58V153H59V156H57V155H55V153L54 152H51V151ZM59 150V151H58ZM81 150H83L85 153H83V155H82V152H81ZM90 150H91V152H90ZM104 150H107V151H104ZM8 151V152H7ZM13 151V152H14ZM18 151H20V152H18ZM37 151V152H36ZM57 151V152H56ZM101 151H103V152H101ZM5 152V153H4ZM39 152V153H38ZM44 152V153H43ZM46 152V153H45ZM60 152H62V153H60ZM65 152V153H64ZM88 152V153H87ZM12 155H15L14 157L13 156H11V154ZM36 153H38L37 154V156H36ZM87 153V154H86ZM102 153H103V155H102ZM105 153V154H104ZM108 153V154H107ZM114 153V154H113ZM8 154H10V155H8ZM30 154V155H29ZM45 154V155H44ZM81 154V155H80ZM85 154V155H84ZM29 155V156H28ZM44 155V156H43ZM61 155H63L62 157H60ZM11 157V159H10V157ZM27 156V157H26ZM31 156V157H30ZM47 156V157H46ZM82 157V158H80V157ZM84 156H85V160H82L84 163H85V165H84V163L81 161L80 162V159H84ZM110 156H108V157H110ZM9 157V158H8ZM24 157V158H23ZM30 157V159H28ZM42 157H44L43 159H42ZM48 157H50L48 160V162L49 163H47V162H44V160L45 161H47L46 159L48 158ZM53 157H54V159H53ZM57 157H59L58 159H59V161H58V159H56ZM93 158V160L91 159L90 160V158ZM118 157V156H117ZM7 158H8V160H7ZM15 158H17L18 160H19V162L17 163L16 161H14L15 160ZM31 158H32V160H34V163H33V161L31 160ZM37 158V159H36ZM39 158V159H38ZM61 158V159H60ZM87 158H89L88 160H87ZM11 160V162H12V160L15 162L14 164H13V162L11 163L10 162V164H9V161ZM16 159V160H17ZM22 159V160H21ZM24 159H26V161L24 160ZM53 159V160H52ZM56 159V160H55ZM65 161H64V160ZM74 159H77L76 161H75V163L73 162V160ZM79 159V160H78ZM118 159H119V157H118ZM118 159H117V161H118ZM17 160V161H18ZM21 160V161H20ZM27 160H30V162L28 161L27 162ZM36 160V161H35ZM38 160V161H37ZM52 160V161H51ZM62 160V161H61ZM87 160V161H86ZM24 161V162H23ZM54 161V162H53ZM58 161V162H57ZM88 161H91V162H89L88 163ZM6 162H8V163H6ZM42 162V163H41ZM51 162H52V164H51ZM61 162H63V163H61ZM67 164H66V163ZM73 162V164H71ZM99 162H101V160L99 161ZM3 163V164H2ZM29 163H30V165L32 164V166H31V169L34 171L35 169L37 170H35L34 172L30 169V165H29ZM43 163H44V165H43ZM56 163H58V165L60 164V168H59V166L57 167L56 165ZM71 164V166L72 167H70V166H68V167H66L67 165H70ZM77 163L79 164V166L77 165ZM83 165H82V164ZM92 163H94V164H92ZM4 164H6V165H4ZM8 164V165H7ZM12 164V165H11ZM42 164V166H41V168H40V165ZM45 164H48V165H45ZM54 164H56V165H54ZM76 164V165H75ZM88 164V165H87ZM9 165H11L10 166V170H9ZM62 165H64L63 167H62ZM87 165V166H86ZM91 165V167H93L92 168V170L91 169H89V168H91V167H88V166H90ZM94 165H95V167H94ZM99 165H100V167H99ZM184 165H186L184 168H183V164H182V166L181 167H179L178 168V166H176V170H174V172H173V177L172 178H170V179H167L166 180V182H165V188L167 189V190H169V191H172V192H177V191H179V187L180 188H182L183 187V182L182 181H180V179H179V177L180 176H183L182 175V173L185 171V169H186V167H187V165H188V163L187 164H184ZM37 166H39V168L37 167ZM46 167V172L43 170V169H45V167ZM50 166H54V170H56V171H54L53 169H52V171H53V173H52V171H51V168H53V167H50ZM56 166V167H55ZM97 166H98V168H97ZM14 167V169H12ZM34 167H35V169H34ZM42 167H43V169H42ZM48 167H50V168H48ZM66 167V168H65ZM75 167H76V169H75ZM79 167H81V170H80V168ZM83 167V168H82ZM8 168V169H7ZM38 168V169H37ZM69 168V169H68ZM70 168H71V170H70ZM84 168H85V170H84ZM178 168V169H177ZM5 169H6V171L8 170L9 171V173H6V171H5ZM41 169V170H40ZM59 169V170H58ZM75 169V170H74ZM78 169V170H77ZM95 169H97V171H96V173H95ZM11 170H15V173L13 172V171H11ZM40 170V171H39ZM48 170V171H47ZM61 170H69L70 172H68V171H66V173H64V171H63V173H62V171ZM88 170V171H87ZM3 171H4V175H6L7 174V176H6V178L5 179H3L2 180V178H3ZM29 171V172H28ZM41 171H42V173H41ZM59 171V172H58ZM71 171H75V174H74V172H72V174L74 175L73 177H72V174H71ZM81 171L83 172V174H81ZM89 171H90V173L92 172H94L93 174L94 175H96V176H94L92 173H91V175L89 174ZM99 171V172H98ZM13 172V173H12ZM30 173L29 175H28V173ZM32 172V173H31ZM43 172H45L46 174L45 175H47V177L45 176V175H43L44 177H46L47 179H49V182L50 183H52V185L51 186H49V182H48V186H47V184L46 185H44L45 183H47V181L48 180H46V182L45 183H43V181H45V179H44V177L42 176V174H44ZM50 172H51V174H50ZM77 172V173H76ZM88 172V173H87ZM186 172V171H185ZM55 173H56V176H59V177H61V180L60 179H56L55 180V178H59V177H55ZM58 173H60V175L58 174ZM62 173V174H61ZM79 173L82 175H79ZM100 173V174H101ZM8 174H10V175H8ZM12 174V175H11ZM25 174V175H24ZM27 174V175H26ZM51 176H49V175ZM58 174V175H57ZM63 174H66V175H63ZM90 175L89 177H88V183H87V188L83 185V183H81L82 182V180L81 179H83V177L84 176H86V175ZM15 175V178L13 177ZM24 175V176H23ZM32 175V176H31ZM54 175V176H53ZM61 175H63V178H62V176ZM68 175H70V176H68ZM120 171H119V165L118 164H116L115 165V172H112V173H110V172H107L106 173V177H109V178H106L104 181L106 182V184L107 183H111V184H114L113 185V189L114 190H117L121 185H122V183H121V180H120ZM1 176H2V178H1ZM9 176H12V177H9ZM22 176V177H21ZM26 176V177H25ZM30 177V179H29V177ZM48 176L50 177V178H48ZM68 176V177H67ZM79 176V177H78ZM80 176H81V178H80ZM5 177V176H4ZM26 179H24V178ZM42 177V178H41ZM55 177V178H54ZM66 177V178H65ZM70 177H72L73 179H69ZM75 177V178H74ZM51 178L53 179L54 178V180H52L51 181ZM64 178H65V180L66 179H68V180H64ZM79 178V179H78ZM8 179H9V182H8ZM11 179V180H10ZM14 179V180H13ZM23 179V180H22ZM33 179V180H32ZM34 179H36L37 181H38V183H37V185L39 186L40 185V183H41V185H40V187H38L37 185H35L36 183L35 182H37V181H34ZM43 179V181H41ZM74 179L76 180V181H74ZM6 181L7 180V182H8V184L10 183V184H12L13 183V185H8L7 184V182H1V181ZM15 180H16V182H15ZM17 180H18V182H20V183H18L17 182ZM24 180H25V182H24ZM39 180H40V183H39ZM62 180H63V182H64V184L63 185H61L62 184ZM71 180V181H70ZM79 180H80V182H79ZM26 181H29V182H26ZM32 181V182H31ZM60 181V182H59ZM72 181H74V183L72 182ZM15 182V183H14ZM55 182V183H54ZM56 182H58V183H56ZM65 182H66V184H65ZM68 182L70 183L71 182V185H69L68 184ZM4 183H6V186H8L7 188H6V186H5V184ZM16 183H17V185H16ZM22 183V184H21ZM29 183V184H28ZM54 183V184H53ZM25 184V185H24ZM31 184H33L35 187H37V188H39V189H37L36 188V190H32V188L34 189V187H33V185H31ZM56 184V185H55ZM3 185V186H2ZM16 185V186H15ZM22 185H24L25 186V189H24V186H22ZM28 185H31L32 187H31V190L29 189L30 188V186H28ZM43 185H44V187H43ZM60 186V188H59V186ZM67 187H66V186ZM180 185V186H179ZM10 186H14L13 187V191H14V188L16 189V191H20L21 190V192L19 193L20 195L22 194V192H25L24 193V195L26 196V198H29V196H27V195H31V196H33V197H35V198H37V199H35V198H33V197H31L30 196V198L32 199L33 198V200L31 201V200H27V199H25V196L22 194L21 195V197L23 196V200H20V195H19V199H18V197H16L18 194H17V192L15 191V192H13L12 190H10ZM19 186H20V188H19ZM47 186V188H50V187H52V189L50 188V192H49V196L48 197H45L46 195V193L48 192V190H46L45 189V187ZM58 186V187H57ZM65 186V187H64ZM3 187V188H2ZM23 187V189H21ZM57 187V189L61 192H59L58 194L59 195H62V196H60V198L62 197V199H65L64 200V202L62 203V202H60V199H59V201H58V199H57V195L58 194H56L57 192H56V188ZM62 187H63V189H62ZM77 187V188H76ZM44 188V189H43ZM69 188V189H68ZM73 188V189H72ZM2 189H7V190H5L7 193H4V194H8V195H4V194H2L3 193V190ZM17 189H19V190H17ZM67 189V190H66ZM26 190H29V192L28 191H26ZM46 191L45 192V194L44 193H41V191ZM51 190L54 192V193H52L51 192ZM62 190L65 192V195H63L64 194V192H62ZM67 191V193H66V191ZM10 191H12V192H10ZM34 191V193H30V192H33ZM36 192H38L40 195H42L41 196V198L39 197L40 195L39 194H37L36 195ZM27 193H29V194H27ZM52 193V194H51ZM63 193V194H62ZM11 196H10V195ZM14 194H15V196H14ZM45 196H44V195ZM53 194H56L55 196L53 195ZM178 194V193H177ZM13 195V196H12ZM34 195H36V196H34ZM47 195H48V193H47ZM51 195H53V197L51 196ZM171 195V194H170ZM170 195H167V198H169L170 197ZM12 197V198H10V197ZM53 198H51V197ZM63 196H66V197H68V199H66V197H63ZM176 197V199H178V197H179V194H178V196H176V194H172L171 195V200H172V207H173V210H174V212H175V214H174V212H171V214H173L172 216H171V214H170V217L169 218H171V220H175V222L174 221H170V229L173 231V232H171L170 231V234H175L176 236H178V237H181L182 235H183V232H184V228H187L186 226L188 225V224H184L183 223V221H180L181 220V218H179L180 216H178V215H180V214H178V212L180 213V207L181 206H179L178 205V203H180V202H178V201H180V198L177 200V204H176V199H175V197ZM7 199H6V198ZM10 199H9V198ZM56 197V198H55ZM174 197V198H173ZM4 198V199H3ZM15 198V199H14ZM42 198H44V199H42ZM173 198V199H172ZM18 199V201H16ZM22 199V198H21ZM26 201H25V200ZM38 199H40L41 201H39ZM45 199H48V202H49V204H47L48 202H47V200H45ZM50 199H52V200H50ZM57 201H56V200ZM4 200V201H5ZM7 200H9L8 202H7ZM10 200H14L13 201V203H12V201H11V203H10ZM36 200V201H35ZM22 201V202H21ZM24 201H25V204H24V207L22 206V204L21 203H24ZM34 201V202H33ZM42 201H44V202H42ZM52 201V202H51ZM21 202V203H20ZM51 202V203H50ZM62 204H60V203ZM77 202H79V204L77 203ZM175 202V203H174ZM20 205H18V204ZM36 205H35V204ZM53 203V204H52ZM91 205H90V204ZM9 205V207H8V205ZM16 204V205H15ZM44 204V205H43ZM56 204H57V206H56ZM58 204H59V208H57L58 207ZM64 204V205H63ZM86 204V205H85ZM90 206H89V205ZM7 205V206H6ZM11 205V206H10ZM14 205H15V207H14ZM31 205H35L36 206V208H37V210H38V212L40 211V214L38 215V214H34V215H32V217L31 216H29L28 214H29V211H28V209H29V207L31 206ZM55 205V206H54ZM176 205H178V207L176 206ZM5 206H6V208H5ZM22 206V207H21ZM63 208H62V207ZM87 206H89V209L90 210H92V214H95L94 212H96V214L98 215V213H99V215L98 216H96V220L98 221V220H100V221H95V218L93 219V217H95V216H93L92 217V214L91 213H89V212H91V211H87V212H85V210H86V208H87ZM105 206V207H104ZM107 206V207H106ZM175 206L178 208H175ZM11 207L13 208V209H11ZM42 207V208H41ZM54 207H56V209H54ZM93 207V208H92ZM104 207V208H103ZM41 208V209H40ZM62 208V209H61ZM64 208H66V210H64ZM108 208V209H107ZM180 208V209H179ZM4 209H5V211H4ZM45 209V210H44ZM99 209H101V211H102V215H100L101 214V212H98L99 211ZM103 209V210H102ZM107 211V214L108 215H106V211ZM7 210V211H6ZM14 210V211H13ZM62 210V211H61ZM67 210H68V212H67ZM172 210V211H173ZM178 210V211H177ZM9 211V212H8ZM42 211V212H41ZM63 211H64V213H63ZM66 211V212H65ZM103 211H105V213L103 212ZM5 212H8L9 213V215H7L8 213H5ZM10 212L12 213V212H14V213H12V214H10ZM117 212V213H116ZM119 212V213H118ZM124 212V213H123ZM177 212V213H176ZM63 213V214H62ZM69 215H68V214ZM113 215L112 217H111V214ZM116 213V214H115ZM122 213V214H121ZM126 213V214H125ZM14 214H15V216H14ZM62 214V215H61ZM64 214H65V216H64ZM88 214V215H87ZM91 214V215H90ZM124 214V215H123ZM3 215V216H2ZM87 215V216H86ZM92 217V218H90V216ZM106 217H105V216ZM120 215H122V216H120ZM127 215V216H126ZM177 217H176V216ZM7 216H8V218H7ZM62 216H64L65 217V220H67V221H65V222H67V223H65L64 222V218L62 217ZM67 216H69V220L68 219H66V217ZM100 216V217H99ZM106 218H104V217ZM108 216V217H107ZM110 216V217H109ZM124 216V217H123ZM126 216V217H125ZM128 216H129V218H128ZM175 216V217H174ZM26 217H31V218H29V220L28 221H26L27 223L25 224H23V226H22V224H21V222L20 221H22V220H24V218H26ZM98 217V218H97ZM113 217H115V218H113ZM123 217V218H122ZM173 217V218H172ZM5 218V219H4ZM7 218V219H6ZM63 218V219H62ZM68 218V217H67ZM102 218H104L103 220H102ZM110 220L111 218V220H110V222H109V220ZM128 220H127V219ZM123 219H126V220H123ZM129 219H130V223L131 224H129ZM179 219V220H178ZM5 222H4V221ZM8 220V221H7ZM115 220V221H114ZM178 220V221H177ZM60 221V222H59ZM68 221H69V225H68ZM94 221V222H93ZM104 221H106V223H104ZM112 221V222H111ZM183 223L182 224V226H181V223ZM3 222V223H2ZM6 222H7V224H6ZM9 222V223H8ZM20 222V223H19ZM103 222V223H102ZM108 222H109V224H108ZM114 222V223H113ZM126 222H127V224H126ZM174 224H173V223ZM19 223V224H18ZM63 223L65 224L64 226H63ZM98 223V224H97ZM111 223V224H110ZM172 223V224H171ZM178 223V224H177ZM180 223V224H179ZM9 224V225H8ZM13 224V225H12ZM108 224V225H107ZM113 224V225H112ZM125 224V225H124ZM129 224V226L127 227L126 225H128ZM146 224V223H145ZM177 225L176 227H178V230H180V231H177V228L176 227H172V226H174V225ZM7 225L9 226V227H7ZM12 225V226H11ZM67 225V226H66ZM99 225V226H98ZM122 225H124V228L122 229ZM132 225V226H131ZM140 225V226H139ZM4 226V225H3ZM18 226H20V227H23V229L22 228H18ZM66 226V227H65ZM103 226H104V229L103 230H101L100 229V227L101 228H103ZM110 226V229L108 228ZM122 226V227H121ZM128 228V230H127V228ZM133 226H134V229H136L135 231H134V229H132L131 230V228L130 227H132L133 228ZM141 226H142V229H141ZM13 228L14 230L12 231V229L11 228ZM107 227V228H106ZM136 227V228H135ZM137 227H138V229H137ZM179 227H180V229H179ZM184 227V228H183ZM7 228H10V229H7ZM105 228H106V231H105ZM119 228V229H118ZM125 228H126V230H125ZM143 228H145V230L143 229ZM174 228H176V229H174ZM108 229H109V231H108ZM117 231H116V230ZM120 229L122 230V231H120ZM183 229V230H182ZM71 230V231H70ZM115 232V235L113 234V231ZM124 230V231H123ZM9 231V232H8ZM12 231V233H13V235H14V237H13V235H11V236H6V234H8V235H10V232ZM53 231V232H52ZM73 231V233H71L70 234V232H72ZM77 231H78V233L79 234H76L77 233ZM128 231H130V232H127ZM133 231V232H132ZM182 231V232H181ZM91 232H94V235H93V233H91ZM108 232V233H107ZM110 232V233H109ZM111 232H112V234H111ZM122 232H124V233H122ZM11 233V234H12ZM76 235H75V234ZM96 233V234H95ZM132 233V234H131ZM133 233H135V235H133ZM178 235H177V234ZM180 233V234H179ZM1 234H3V235H1ZM47 234L50 236H47ZM69 235V236H68ZM75 236V237H78V238H81L80 239V241L78 242V240L79 239H75V237L73 236V237H70V236ZM80 235V236H79ZM124 237V238H122V236ZM128 235V238L130 239L131 237L130 236H132V241H131V239L128 241V242H126L127 241V236ZM2 236V237H1ZM109 236H110V239H109ZM111 236H112V239H111ZM113 236L115 237V240H116V238H117V241H115L114 239H113ZM5 237V239H3ZM2 238V239H1ZM8 238H11V240L10 239H7ZM12 238H13V240H12ZM70 239V240H68L69 242L71 241V240H74V241H77V242H74V241H71L70 243H67L68 241H67V239ZM126 238V239H125ZM134 238V239H133ZM15 239V240H14ZM39 239V240H38ZM122 239L124 240V241H122ZM138 239V241H134V240H137ZM39 242H38V241ZM109 240V241H108ZM110 240L111 241H114L113 243L114 244H112V242H110ZM126 240V241H125ZM183 240L184 239H182V238H180V240H179V242L177 241V243L181 246V245H183ZM13 243H12V242ZM16 243H15V242ZM120 241V242H119ZM131 241V242H130ZM182 241V242H181ZM8 242V243H7ZM11 242V243H10ZM32 242V243H31ZM92 242V243H91ZM123 244H122V243ZM130 242V243H129ZM136 243L137 242V244H138V242H139V244H141V246L140 245H138V248H137V244H136V246H134V244L133 243ZM34 243H35V245H34ZM118 243V244H117ZM128 243V244H127ZM132 243V244H131ZM181 243V244H180ZM2 244V245H1ZM8 244V245H7ZM18 245V246H16V245ZM72 244H74V245H72ZM13 245V246H12ZM36 245H38V246H36ZM76 245H79L80 247H83V248H80L79 246H76ZM130 245V248H128V246ZM133 245V246H132ZM8 246V247H7ZM15 246H16V248H15ZM32 246V247H31ZM36 246V247H35ZM71 246H72V248L73 249H70L71 248ZM76 247L77 248H79V249H76ZM140 247H142V248H140ZM128 248V249H127ZM4 249H5V251H4ZM127 249V250H126ZM129 249H131V251L129 250ZM139 249V250H138ZM73 250V251H72ZM81 251L80 253L81 254H83V255H81L80 256V253H79V255L78 254H75V253H77L78 251ZM85 250V251H84ZM125 250V251H124ZM2 251L3 252H7L6 253V255L5 254H3L2 253ZM129 252L130 251V253H127V252ZM69 252H70V254H69ZM83 252V253H82ZM85 252V253H84ZM123 252H125V254H123ZM131 252H132V254H131ZM137 252H138V254H140V256L142 255V253H143V257L141 256H138V254H137ZM140 252V253H139ZM72 253H74V255L72 254ZM3 254V255H2ZM33 254V255H32ZM72 254V255H71ZM84 254L85 255H88L87 256V258L89 259V258H91V260L89 259V260H84L85 258H86V256L84 257ZM127 254V255H126ZM70 256V258L69 257H65V256ZM125 255H126V258H125ZM136 255V256H135ZM145 255V256H144ZM160 255V256H159ZM184 255V254H183ZM183 255L182 256H176V255H172V257L173 258H179V260H180V262L182 261V263H183V261H184V263L183 264H187L188 263V261H189V257H187V254H185L184 256L185 257H183ZM76 256V257H75ZM78 256V257H77ZM84 258H83V257ZM94 258H93V257ZM99 256H101L102 257V259L99 257ZM123 256V257H122ZM128 256H130V257H128ZM137 256H138V258H137ZM4 257H6V258H4ZM66 259H65V258ZM74 259H73V258ZM81 257V258H80ZM99 257V258H98ZM104 257V258H103ZM133 257V259H131ZM181 257V258H180ZM72 258V259H71ZM77 258V259H76ZM130 259V260H128V259ZM134 258H136V259H134ZM144 258V259H143ZM152 258V259H151ZM157 258V259H156ZM186 258H188V260L186 259ZM76 259V260H75ZM92 259H93V262H92ZM97 261H96V260ZM148 259V260H147ZM38 260H39V262H38ZM64 260V261H63ZM94 260H95V262H94ZM128 260V261H127ZM136 261V262H133V261ZM187 260V261H186ZM3 261V262H2ZM8 261V262H7ZM37 261V262H36ZM65 261V262H66ZM71 261V262H70ZM77 261V262H76ZM85 261V262H84ZM89 261V262H88ZM91 261V262H90ZM99 261V262H98ZM186 261V262H185ZM11 262V263H10ZM101 262V263H100ZM130 262V263H129ZM179 262V263H180ZM61 263V264H62ZM166 263H168L167 261L164 263V264H166ZM178 263V264H179Z\"/></svg>","mask_w":264,"mask_h":264},{"label":"bare ground","instance_id":"2","mask_svg":"<svg viewBox=\"0 0 264 264\" xmlns=\"http://www.w3.org/2000/svg\"><path fill=\"white\" fill-rule=\"evenodd\" d=\"M72 1V0H71ZM71 1H68V3L70 2V5H71ZM74 1V0H73ZM72 1V2H73ZM88 1L89 0H87V2L85 1V5L88 3ZM150 1V6H149V9L151 8V12L150 13H152V15L154 14V16L156 17V18H161L162 19V22H163V20H165L164 22H166V20L168 21V23H166V24H169L170 22L172 23V21L171 20H174V19H178L179 20V16H182V15H179V13H185V12H190V14L192 15V14H195V12H196V10L198 9V8H200L201 7V5L197 2V0H186V1H184V0H169V1H167V0H163V1H161V2H159V0H158V4H157V6H155L154 5V3L156 4V2H154V0H153V2H152V0H149ZM156 1V0H155ZM201 2L200 3H202V0H200ZM217 1V0H216ZM215 1V2H216ZM229 1V0H228ZM231 1V0H230ZM229 1V2H230ZM233 1H235V0H233ZM239 0H237V4L239 5V2H238ZM240 1H244V0H240ZM80 2V1H79ZM83 3H84V0L82 1ZM82 2H81V4H82ZM144 2H147V0L146 1H144ZM144 2H141V3H144ZM206 2H208L207 0H206ZM210 2H213L212 0L211 1H209V3L208 4H210V5H208V6H212V4L210 3ZM228 2V3H229ZM232 2V1H231ZM247 2V1H246ZM245 1H244V3H246ZM66 3V2H65ZM78 3V2H77ZM76 3V4H77ZM90 3V4H89ZM88 4L89 5H91L92 3H91V1L89 2ZM137 4H138V2H136ZM140 3V2H139ZM222 3V2H221ZM233 4H235L234 2H232ZM231 3V4H232ZM241 3V2H240ZM75 4V5H76ZM80 4V3H79ZM79 4H77V5H79ZM80 4V5H81ZM146 4H148V2L147 3H145L144 5H146ZM205 4H207V3H205ZM241 4H243V2L241 3ZM248 4V3H247ZM64 5V4H63ZM66 5V4H65ZM64 5V6H65ZM83 5V4H82ZM129 5V4H128ZM139 6H140V4H138ZM143 5V4H142ZM149 5V4H148ZM66 6H68V5H66ZM73 6V4L71 5V7ZM87 6V5H86ZM86 6H84V7H86ZM129 6H132V7H129V10L130 9H132L133 8V6H135V5H133V4H131V5H129ZM138 6V7H139ZM203 6V5H202ZM215 6H216V3H215ZM70 7V6H69ZM76 7V6H75ZM78 7H82V6H78ZM88 7V6H87ZM138 7H134V9L135 8H137L138 9ZM143 7V6H142ZM145 7V6H144ZM143 7V9H147L146 7L144 8ZM148 7V6H147ZM207 7V6H206ZM213 7H214V2H213ZM219 7V6H218ZM218 7H215L216 9H218ZM141 8V7H140ZM139 8V9H140ZM203 8V7H202ZM202 8L201 9H199V11H202ZM211 7H209V9H210ZM214 8V9H215ZM220 8V7H219ZM224 8H226V6L224 7ZM227 8H228V6H227ZM85 9V8H84ZM83 9V10H84ZM87 9V8H86ZM124 10L123 11H125V10H127V12H129V13H131L132 12V15H133V11H128V9H126V8H123ZM133 9V10H134ZM142 9V8H141ZM208 9V8H207ZM207 9H204V13H205V10H207ZM213 8H212V10H214ZM67 10V9H66ZM73 10H74V6H73ZM79 10V9H78ZM81 10H82V8H81ZM136 10V9H135ZM148 10V9H147ZM147 10H145L146 12H147ZM212 10H207V11H212ZM221 10V11H220ZM218 9V10H214L215 12L216 11H220L219 13H221L222 12V9ZM69 11V10H68ZM70 11L72 12V9H70ZM75 11V10H74ZM86 11V10H85ZM108 11V10H107ZM106 11V12H107ZM119 11H121V9H119ZM138 11V13H139V17H135V16H133V18L134 19H131V17H132V15H131V17H128L127 16V19L128 20H126V19H124V18H126L125 16H123L124 15V13L122 12V16H123V18H121L122 16H120V18H118V19H113L112 20V22H111V20H108V19H112V18H108V19H106V20H101L100 18H103L104 17V14H103V17H100L98 14H97V16H99L98 18L99 19H97V20H101V21H94V22H96L95 24H92L91 22H89V24L87 25V24H84V23H82V24H84V25H86V26H88V27H91L92 26V28H90L91 30H90V32H92V33H88V32H85L87 35L89 34V36L91 35H93V37L91 38V39H88V40H90V42H89V44H91V45H89V46H94V48H95V50L98 52V54L101 52L102 54L105 52V50L107 49L106 47L108 46V45H110V44H113V43H116L117 42V40L119 39V34L122 32V31H124V30H126V31H128V29H129V31H130V33H133V31L135 30H137V29H139L140 28V26L141 25H144V24H146V23H148V24H151V23H153L154 21H156L157 19H154V17H152V15H150L149 14V17L148 16H146V19L148 18H150V17H152L153 19H149V20H147L146 22H144L146 19H145V15L146 14H143V13H140V12H145V11H141L140 10V12H139V10H137ZM180 11H182V12H180ZM183 11H185V12H183ZM193 11H194V13H193ZM70 12V13H71ZM104 12V11H103ZM136 12V11H135ZM145 12V13H146ZM225 12V11H224ZM61 13V12H60ZM62 13H64V14H62L63 16L62 17H64L65 16V14H66V17H67V13H69V12H63L62 11ZM111 13V12H110ZM149 13V12H148ZM147 13V14H148ZM206 13H209V12H206ZM213 14H214V12H212ZM219 13L217 14V13H215L217 16H213L212 14H209V16L210 15H212L214 18H215V20H216V18H218V15H219ZM79 14H81L80 12H79ZM99 14L101 15L102 14V12L100 13L99 12ZM109 14V13H108ZM115 14V13H114ZM117 14H119V13H117ZM127 14V13H126ZM136 14H137V12H136ZM135 14V15H136ZM198 13H196L195 15H197ZM199 14H201L200 12H199ZM203 14V13H202ZM224 14V13H223ZM226 15H227V13H225ZM223 15V17H224V19L226 18V15ZM245 14H247V13H245ZM61 15V14H60ZM70 14H68V17L69 18H71L70 16H69ZM113 15V14H112ZM111 15V16H112ZM120 15V14H119ZM129 15V14H128ZM141 15H143V17L144 18H142L141 17ZM184 15V14H183ZM189 15V14H188ZM204 15H206V14H204ZM221 15H222V13H221ZM221 15H219V19H220V17H222ZM241 15H242V13H241ZM102 16V15H101ZM107 17H110V14H109V16L108 15H106ZM138 16V15H137ZM186 16V15H185ZM190 16V15H189ZM194 15H192L191 17H193ZM199 16V15H198ZM201 16H203V15H201ZM211 16V17H212ZM228 16V15H227ZM234 16H238V14L237 15H235L234 14ZM242 16H244V14L242 15ZM61 17V18H62ZM66 18V22H67V19H69V18ZM74 17V16H73ZM73 17L71 18V19H73ZM76 17H79V18H81L80 17V15L79 16H77L76 15ZM85 17V16H84ZM87 17V16H86ZM117 17V16H116ZM191 17H189L190 18V20H188V21H190L191 22ZM204 17V16H203ZM208 17V16H207ZM210 17V18H211ZM223 17L221 18V21H224V19H223ZM229 17V16H228ZM227 17V18H228ZM231 17V18H230ZM229 18H230V21L231 22H233L234 20L232 19V17L233 16H230ZM245 17V16H244ZM53 18H54V21H55V19H59V17H52V19H51V17H50V19H51V21L53 20ZM61 18L59 19V21H57V22H60V20H61ZM65 18V17H64ZM63 18V20H62V24L63 23H65V19ZM88 18V17H87ZM87 18H85V19H87ZM93 18V17H92ZM186 18V17H185ZM188 18V17H187ZM199 18H200V16H199ZM206 18V17H205ZM204 18V19H205ZM209 18V17H208ZM234 18V17H233ZM246 18V17H245ZM245 18H243V20L245 19ZM47 19V18H46ZM49 19V20H50ZM160 19V20H161ZM196 19L197 20H200V19H198V17H196ZM212 20H213V18H211ZM233 21H232V20ZM241 19H242V17H241ZM25 20V19H24ZM48 20V21H49ZM74 20H76L75 18H74ZM74 20H72V21H74ZM78 20V19H77ZM76 20V22H78L79 20H81L82 21V18L81 19H79L78 21ZM84 20V19H83ZM94 20H95V17H94ZM195 20V19H194ZM197 20H196V22H197ZM202 20V19H201ZM206 21H207V19H205ZM212 20L210 21V22H212ZM218 20V19H217ZM228 20V19H227ZM226 19H225V21L224 22H229V21H227ZM238 20V19H237ZM236 20V22H238ZM21 21H23V20H21ZM43 21H45V20H43ZM47 21V20H46ZM69 21V20H68ZM86 21H89V19L88 20H86ZM93 21V20H92ZM203 21V20H202ZM205 21V22H206ZM214 21V20H213ZM242 21V20H241ZM248 21V20H247ZM247 21H246V23H247ZM20 22V21H19ZM56 22V23H57ZM75 22V21H74ZM75 22V23H76ZM80 22V21H79ZM83 22V21H82ZM157 22V21H156ZM156 22L153 24V27H154V31L152 30V29H150V30H152L154 33H155V29H157V25H156ZM163 22V23H164ZM175 22V21H174ZM180 22H182V20L180 21ZM196 22H193L192 21V23H188V24H194V23H196ZM214 22H216V21H214ZM228 23V24H230V26L231 25H233L234 23ZM235 22V21H234ZM235 22V23H236ZM25 24H23V25H27L26 24V21L24 22ZM43 23V22H42ZM46 23H48L49 24V22H46ZM51 23H53V22H51ZM69 23V22H68ZM68 23H65V24H68ZM81 23V22H80ZM88 23V22H87ZM158 23H159V20H158ZM175 23H179V22H175ZM183 23H184V21H183ZM186 24H187V22H185ZM184 23V25H186ZM198 23H199V21H198ZM201 23V22H200ZM199 23V24H200ZM207 23V22H206ZM213 23V22H212ZM218 23V21L216 22V24ZM219 23H220V21H219ZM250 23V22H249ZM21 25H22V22L20 23ZM69 24H71V23H69ZM91 24V25H90ZM160 24V23H159ZM158 24V26L160 27V25ZM165 24V23H164ZM173 24V26H174V23H172ZM175 25V26H177V27H179L178 25ZM181 24V26L180 27H182L183 25H182V23H180ZM205 24V23H204ZM214 24V23H213ZM221 24V23H220ZM222 24H224V23H222ZM237 24V23H236ZM244 24V23H243ZM243 24H242V26H243ZM29 25V24H28ZM44 25V24H43ZM43 25L42 26H40L41 28L43 27ZM55 25V24H54ZM58 25H60V23L58 24ZM57 25V26H58ZM71 25H73V23L71 24ZM70 25V26H71ZM77 25V24H76ZM79 25V26H78ZM78 27H81V28H79L80 30H82V25L80 26V24L78 23ZM90 25V26H89ZM171 25V24H170ZM202 26H205V25H203V23L201 24ZM209 25V24H208ZM208 25H206V27L205 28H203L202 26V28L203 29H207V26ZM211 25L212 24H210V29H209V27H208V34L206 33V36H205V39H204V37H203V35L201 36V35H198L197 34V36H199V37H203V40H202V42H204V43H202V42H200L201 43V48H199V53H197V55L195 56V58L197 57V59H198V61L200 62V61H202V63H201V67H199V69H197V71H196V75L194 74L195 73V69L193 70L194 71V75H192L191 73H192V71H190L191 73V75L189 74V72L187 73V70L185 69V70H183L182 68H185V66H182V67H180V66H178V67H180L183 71H186V72H184L183 74L180 72V73H178L177 74V76H175L176 78H174L175 80H172V82H171V79H172V75L170 76L171 77V79L169 78V77H167V79H163V81L161 82V80H160V82L162 83L161 85H159L160 83H158V87H159V89H158V91H154L156 94H158L159 96H160V99L161 100H159L158 101V103H155L154 101V103H152L153 104V107H152V105H149V107L151 106L152 107V111L153 112H150V113H152V115L153 116H155L156 117V121H154V123H152V120H151V123L152 124H155V126H157V125H160V129L161 130H159L160 132H159V134H158V132H156L154 135H153V128L151 127H147V130H145L146 132H142V130H144L145 128H142L143 126H145V125H143L142 124V122H141V116H143V115H145V114H143V115H141L140 113H141V109H143L142 108V106H140L139 105V100H141V98L140 97H138L137 95H136V89H138L137 87L139 86H137L136 87V89H134V90H136L135 92H133V93H135V94H132V95H134L133 96V98H134V102H133V106L134 107H132L133 109L131 110L132 112H133V110L135 109V113L133 114V115H131L130 117L132 118V117H134L135 118V120L138 122V128L136 129L135 127V130L137 131V134L135 135V136H124V135H126V134H124V135H122V140H121V142L123 141V145H124V147H122L123 149H119L118 151H113V149H112V145H114V144H112V142H110L109 141V143H111L112 145L110 146L111 147V151L110 152H117L118 154L116 155V156H110V155H112L111 153L109 154V155H107V156H104L103 155V153H102V155L103 156H101L100 154H99V161L101 160V162H99L98 161V164L100 163V165L102 166V168H99L100 170H102L103 169V173H98V176L97 177H100L99 179H100V181L103 183V185H104V187L105 188H107L110 192H112V194H115L116 195V197L118 198V200H115V199H113V200H108V201H110V202H107V201H102V199H101V192L99 191L98 193L95 191V189H91V190H89L90 191V195H91V197H92V200H91V204L92 205H94V202H98V203H100V201L101 202H106V203H104V204H107V206H109V204H110V206H109V208L112 206V205H114V206H112V207H118L117 209V211H120L119 210V208L121 209V211L123 210L124 212H126V213H128V215L130 216V219H132L133 221H135L136 223H134L133 222V224L134 225H136L137 224V222H139V224H140V222L141 221H139V217H140V219H142L143 221H145V223L144 224H142L143 225V227H145L147 230H148V232L146 231H143V230H140V228L138 229V227H137V231H138V233H137V235H135V233H133V235H135L134 237H136V236H138V238H139V241H140V243H142V244H144V245H142V246H144L143 247V249H142V251L140 250V252H144L145 251V249H146V252H144V254L148 257V259H149V256H152V258L154 257V255L156 254V256H157V258H158V255L157 254H165V256L163 257V258H161L160 257V259H161V261L164 259V261L166 260L168 263H166V264H178L179 262H180V260H179V258L177 259V258H173L172 257V255H176V256H182L183 254L185 255V254H187V257H189V261H188V263L187 264H264V113L262 112V111H260L259 112V114H262L263 113V116H262V118L260 117V119L258 120V121H261V119H263L262 121H261V123H262V126H263V130H261L260 128V132H255V134L252 136V134H251V132L250 133H244V132H242V133H239V134H237V132H235V134H234V137H230L228 134H223V132H222V130L220 131V128L218 127V126H212V125H214L215 123H212V124H210L209 126H212V127H209V126H207L206 127V129L205 128H203V127H201L200 128V130H195L193 127H195L196 125L194 124L196 121H195V118H197V116H199V115H201L202 114V112H206L208 109H210V106L208 107V108H203L204 106V103L206 102V98H208V100H210L208 103H210V104H214L213 106H215V107H217L218 109H219V111H220V113H221V116H222V118H223V120H227L228 119V116H226V112H224V110L228 107V104L230 103V99H232L231 101H233L234 99L232 98V97H234V93H235V91H237V87L236 86H238V85H236L235 86V84H234V86H232V82H237L238 84H240V85H245V86H247V84L249 85L248 87L249 88H252L251 89V93H252V98H251V100H250V95H249V99L245 96V98L244 97H242V101L243 102H245L246 100H250L249 102H248V105H246V106H248V108L249 107H252V108H254V107H256V106H258V104H259V107H262L263 105H264V102H262V98H263V101H264V50L262 51L260 48L262 47H264V46H261V42L259 43V41H261L263 38L260 36V35H262V34H260L259 36L261 37V39L258 41V43H257V36H256V39H252L253 38V33L252 34H250V32H249V42L251 41L252 42V40H254L253 41V44H255L256 45V43L257 44H260V48H257V46H259V45H257L256 46V48H255V45H253L251 42H250V44H249V42H245L246 44L245 45H247V44H249V45H251V46H254L253 48H249V46L247 47V49H245L246 50V52L247 51H249V52H247V54H245V56L244 57H238V58H233L232 60H229L228 58L230 57V56H232L233 55V53H234V51L236 50H233V48H232V51L233 52H231L230 54V56H228V57H226L230 62L228 63V62H225L226 64H223V63H221V62H219V61H216V62H213V63H211L210 64V62L208 63L207 61H206V58H208V56L210 55H208L207 56V54H208V52H207V50H208V46H210L211 45V49H213L215 52L214 53H216V51L217 52H221L222 53V51L221 50H219L218 51V48L217 47H215V44H220L219 42H217L218 40L219 41H222L221 40V37L223 36L222 34H221V31L219 32V30H222L223 29V27H222V29H219V28H221V27H219L218 25H216L217 27L216 28H214V30H212L211 28H213V26L211 27ZM226 25V24H225ZM224 25V27H228L229 25H226L225 26ZM239 25V24H238ZM238 25H236L237 27H239ZM244 25H246V24H244ZM248 25V24H247ZM19 26V25H18ZM69 26V25H68ZM74 26V25H73ZM146 26H148V27H151V26H149V25H146ZM164 26V25H163ZM166 26H168L167 28H169V25H166ZM173 26H170L171 28L173 27ZM187 26V25H186ZM189 26V25H188ZM192 27H193V25H191ZM190 26V27H191ZM199 26V25H198ZM215 26V25H214ZM222 26V25H221ZM241 26V25H240ZM241 26V27H242ZM251 26V25H250ZM250 26H247V27H249V28H251ZM25 26H22V28H24ZM50 27V25L47 27H45V25H44V28H49ZM56 27V26H55ZM63 27V26H62ZM64 27H65V25H64ZM76 27V26H75ZM143 26H141V28H142ZM145 27V26H144ZM158 27V28H159ZM176 27V28H177ZM179 27V28H180ZM191 27V28H192ZM195 27V26H194ZM235 26H233V28H234ZM236 27V28H237ZM246 26H245V28H247ZM27 28V27H26ZM25 28V29H26ZM54 28V27H53ZM59 28V27H58ZM77 28V27H76ZM83 28H84V26H83ZM161 29H163L162 28V25H161V27H160ZM165 28V27H164ZM175 28V27H174ZM174 28H172V29H174ZM178 28V29H179ZM183 28V30L185 29V27H182ZM198 28L199 27H197V33H199L202 29H200V30H198ZM232 28V27H231ZM232 28V29H233ZM257 28V30H258V27H256ZM259 28H261L260 26H259ZM37 29H40L39 27L38 28H36V30ZM43 29V28H42ZM42 29H40V30H42ZM65 30L67 29V28H64ZM69 29V28H68ZM79 29H77V30H79ZM145 29H147V27L145 28ZM160 29V30H161ZM171 29V30H172ZM178 29H176V30H178ZM195 29L196 28H194V30L193 31H191V32H194L195 31ZM219 29V30H218ZM225 29V28H224ZM224 29H223V31H224ZM230 31L229 32H231V31H233L232 29H230V28H228ZM238 29V28H237ZM241 29H244V28H241ZM255 29V28H254ZM253 29V30H254ZM262 29V28H261ZM261 29L260 30H258V33H259V31L261 32ZM44 30H46L47 31V29H44ZM52 31H53V29H51ZM56 30H57V28H56ZM63 30V29H62ZM87 30H89V28H87ZM149 30V31H150ZM166 31L167 32V34H168V29L166 30V29H163V31ZM175 30V29H174ZM182 30V29H181ZM181 30H180V32H181ZM182 30V31H183ZM187 30H189V28L187 27V29L186 30H184L185 32L187 31ZM192 30V29H191ZM240 30V29H239ZM238 30V31H239ZM252 30V29H251ZM257 30H255L254 31V33L257 31ZM39 31V30H38ZM69 31H71V30H69ZM129 31H128V34H129ZM139 31V30H138ZM145 31V30H144ZM152 31H150L151 32V35L153 34L154 35V33L152 32ZM157 31V30H156ZM162 31V32H163ZM170 31V30H169ZM199 31V32H198ZM205 31V30H204ZM222 31V32H223ZM234 31H236V29L234 30ZM237 31V32H238ZM248 31H250V29L248 30L247 29V31L246 30H244V32H246L245 33V35L246 34H248L247 32ZM264 31V30H263ZM263 31H262V33H263ZM24 32H25V30L23 29V34H22V36L24 35ZM37 32V31H36ZM44 32V34L42 33V31H41V33L43 34V35H45L46 33H45V31H43ZM50 32V31H49ZM54 32H56V31H53L52 33H54ZM57 32H60V31H58L57 30ZM72 32V31H71ZM73 32H75V29H74V31ZM142 31H140V33H141ZM147 32V31H146ZM161 32V31H160ZM171 32V34H172V32H173V35H174V31H170ZM188 32V31H187ZM186 32V33H187ZM191 32H188L189 34L191 33ZM243 32V31H242ZM242 32L240 31V34L241 35H237V36H235L236 35V33L233 35V36H235V38H237V37H239V40H241L240 38L242 37ZM252 32V31H251ZM25 33H28V32H25ZM40 33V31H39V33L37 32V34L39 35V34H41ZM82 33V32H81ZM81 33H77V34H81ZM83 34L82 36H80L79 35V37H83L84 35H86V34ZM123 33V32H122ZM126 33V32H125ZM140 33H139V35H140ZM143 33H145V32H143ZM141 34V35H145L146 36V34ZM149 33V32H148ZM157 33H159V32H157ZM165 33V32H164ZM201 33V32H200ZM203 33V32H202ZM223 33H225V35H224V38L226 37V38H228L229 39V41L228 42H230L231 43V45L233 44L232 43V41L233 42H236L237 44H238V41L237 40H234L235 38L232 36V34L230 35V36H228L230 33H227L226 34V31L225 32H223ZM41 34V37L43 36ZM135 34V33H134ZM136 34L138 35V33H137V31H136ZM166 34V33H165ZM183 34V33H182ZM193 34V33H192ZM222 35V36H220V35ZM239 34V33H238ZM255 34H257V33H255ZM254 34V35H255ZM264 34V33H263ZM27 36H28V34H26ZM31 35H33V34H31ZM50 35H52V34H50ZM55 35H57V33L55 34ZM55 35H53L52 37L50 36V37H48L47 35H45L46 37H48V38H53ZM86 35V36H87ZM130 35V34H129ZM133 35V34H132ZM150 35V36H151ZM156 36H157V34H155ZM169 35V34H168ZM177 34H175V36H176ZM184 35H185V33H184ZM187 35V34H186ZM219 35V36H218ZM245 35H243V37H245V38H247V41H248V37H246ZM21 36V37H22ZM26 36V37H27ZM58 36V35H57ZM56 36V37H57ZM60 36V35H59ZM64 36H65V34H64ZM69 36V35H68ZM67 36V37H68ZM72 36H74V34L72 35ZM71 36V37H72ZM126 36V35H125ZM134 36V35H133ZM144 36V37H145ZM159 36V35H158ZM167 36V35H166ZM175 36H173V38H176V40L178 39L177 37L179 36L180 37V35L178 34V36L177 37H175ZM183 36V35H182ZM190 36V35H189ZM192 36V35H191ZM191 36L190 37H188L187 38V40L189 41V38H191ZM195 36H196V34H195ZM195 36L193 37V39L195 38ZM217 36H218V38L220 37V39H218L217 40ZM251 36H252V38H251ZM263 36V35H262ZM25 37V36H24ZM24 37H22L23 39H25ZM30 37V36H29ZM35 37V36H34ZM38 38L37 36H36V38H38V41H39V39H41L40 41V43H38L37 41H35L36 43H38V44H36V45H41V46H44V44H42V38ZM117 37H118V39H117ZM120 37L121 38H123V34L121 35L120 34ZM147 37H148V34H147ZM155 37V36H154ZM165 37V36H164ZM186 37V36H185ZM198 37V38H199ZM31 38V37H30ZM48 38H46L47 40H48ZM88 38V37H87ZM127 38H128V36H127ZM126 38V42H129L128 43V46L127 47H130L129 46V44L130 43H132V38L130 37V38H128L127 39ZM134 38V37H133ZM135 38H137V37H135ZM134 38V39H135ZM143 38V37H142ZM149 38V37H148ZM163 38V37H162ZM181 38V37H180ZM32 40H33V37L31 38ZM30 39V40H31ZM45 39V38H44ZM43 39V40H44ZM46 39H45V41H46ZM57 39V38H56ZM56 39H55V43H56V45H57V43H59V42H56ZM67 39V38H66ZM77 40L78 41V37L76 38V36H75V38H70V40ZM85 39H86V37H85ZM85 39H82V38H80V41L81 40H83V41H85ZM124 39V38H123ZM146 39V38H145ZM150 39H153V36H151L150 37ZM155 39V38H154ZM153 39V41H155ZM159 39H161V38H159ZM166 39V38H165ZM169 39V38H168ZM172 39V38H171ZM183 39V38H182ZM181 39V40H182ZM197 39V38H196ZM196 39H194V41L196 40ZM201 38H199V40H200ZM223 39V38H222ZM238 39V38H237ZM244 39V38H243ZM250 39H252V40H250ZM25 40H28L27 38L25 39ZM30 40H28V41H30ZM37 40V39H36ZM58 40H60L59 38H58ZM61 40H62V37H61ZM64 40V39H63ZM199 40L198 41H195V42H199ZM217 40V41H216ZM51 41V40H50ZM50 41H48V43L50 42ZM53 41V40H52ZM68 42H69V39L67 40ZM66 41V42H67ZM83 41H81V43L83 42ZM119 41H122V40H120L119 39ZM123 41H125V39L123 40ZM138 41V40H137ZM159 41L160 40H158V43H159ZM173 41V40H172ZM172 41H170L171 43H172ZM178 41H179V39H178ZM178 41H176V42H174V43H179ZM184 41V40H183ZM182 41V42H183ZM191 41V40H190ZM244 41V40H243ZM246 41V40H245ZM27 42V41H26ZM34 42V40H33V44L35 43ZM63 42V41H62ZM67 42V43H68ZM73 42V41H72ZM86 42H88V41H86ZM86 42H84V43H86ZM143 41H141V44H143L142 43ZM181 42V43H182ZM185 42H186V40H185ZM193 42V41H192ZM191 42V43H192ZM195 42H194V44H195ZM242 42V41H241ZM262 42H264V40H262ZM70 43V42H69ZM74 43V45L76 44V43H78V42H73ZM83 43V44H84ZM122 43V42H121ZM134 43H136L135 41H134ZM162 42H160V44H161ZM165 42H163V44H164ZM167 43V42H166ZM170 43V44H171ZM196 43V44H197ZM213 43V44H212ZM223 43H224V41H223ZM229 43V44H230ZM235 43V45L234 46H232V47H236L237 48V44ZM28 44H31V42L29 43H27V45ZM52 44V43H51ZM62 44V43H61ZM63 47L64 48H66V46L68 45V44H66V46H65V43L63 42ZM83 44H82V46H83ZM87 45H88V43H86ZM108 44V45H107ZM117 44V43H116ZM125 44V43H124ZM127 44V43H126ZM125 44V45H126ZM133 44V43H132ZM137 44V46H138V44H139V47H141L140 45V43H136ZM149 44H152L151 42L149 43ZM149 44L147 45V44H145V45H147V46H149ZM155 43H153L152 45H154ZM159 44V45H160ZM162 44V46H163V48L162 49H165L164 48V45ZM169 43H168V47H169V45H170ZM217 44V45H218ZM227 44V43H226ZM225 44V45H226ZM228 44V45H229ZM240 44V43H239ZM242 44V46L244 47L245 45H243L244 44V42H242L241 43ZM262 44H264V43H262ZM39 45V46H40ZM46 45V44H45ZM49 45H50V43H49ZM55 44H54V46H53V48L56 46ZM59 45H60V43H59ZM71 45H73L72 43H71ZM73 45V46H74ZM118 45H120V42H118ZM123 45V44H122ZM166 45V44H165ZM175 45V44H174ZM174 45H172V46H174ZM181 45V44H180ZM185 45H186V49H187V46H188V48L190 49V48H192V46H189V45H187V43H183V45H181L182 47H185ZM222 45V44H221ZM220 45V46H221ZM224 45V44H223ZM20 46H22V45H20ZM26 46V45H25ZM29 46H32L33 47V45H29ZM28 46V47H29ZM40 46V47H41ZM51 46V45H50ZM58 46V45H57ZM61 46V45H60ZM69 46V45H68ZM78 47H79V45H77ZM84 46H85V44H84ZM88 46V47H89ZM115 48H117V46H115V45H113ZM121 46V45H120ZM124 46V45H123ZM122 46V47H123ZM136 46V45H135ZM135 46H133V47H135ZM136 46V47H137ZM144 46V45H143ZM146 46V47H147ZM155 46V45H154ZM153 46V47H154ZM161 46V45H160ZM181 46H179V49H180V47ZM212 46L213 47H215V48H212ZM239 46H241V45H238V50H239ZM22 47H24V46H22ZM28 47H26V48H28ZM32 47H30V48H32ZM35 47V46H34ZM33 47V48H34ZM38 47V46H37ZM71 47V46H70ZM81 47V46H80ZM79 47V48H80ZM87 47V46H86ZM135 47V48H136ZM150 48H151V50H152V47H151V45L149 46ZM157 47V46H156ZM171 47V46H170ZM170 47L168 48V49H170ZM197 47H199V46H197ZM219 47V46H218ZM226 47V46H225ZM242 47V48H243ZM44 48V47H43ZM42 47L41 48H36V50L37 49H43ZM47 48V47H46ZM49 48V47H48ZM51 48V47H50ZM58 48H60V47H57V48H55V49H58ZM64 48L62 49V48H60V50L62 49V51L64 50ZM74 48H76V47H73L72 49L74 50ZM83 48V47H82ZM85 48V47H84ZM90 49H91V47H89ZM113 48V47H112ZM115 48H113V49H115ZM131 48V47H130ZM142 48V47H141ZM150 48L148 49L149 51H150ZM160 48V47H159ZM158 48V49H159ZM174 48H178V46L177 47H174ZM193 48H195V47H193ZM192 48V49H193ZM217 48V50H215ZM227 48V47H226ZM19 49H21V48H19ZM35 49V48H34ZM52 49V48H51ZM54 49V50H55ZM71 49V48H70ZM86 49V48H85ZM125 49H126V47H125ZM124 49V50H125ZM144 49V48H143ZM153 49H155V48H153ZM166 49H167V47H166ZM173 49V48H172ZM192 49H191V51H192ZM219 49H222V48H220L219 47ZM249 49V50H248ZM259 49V50H258ZM23 51H24V49H22ZM28 50L29 51H33V49L32 50H30L29 48H28ZM35 50V51H36ZM67 51H68V49H66ZM66 50H64V52L66 53ZM76 50V49H75ZM77 50H78V48H77ZM88 50V49H87ZM87 50H83V51H85L86 53L88 52ZM136 50V49H135ZM161 50V49H160ZM180 50H182V49H180ZM188 50V49H187ZM196 50H197V48H196ZM210 50V49H209ZM241 50V49H240ZM244 49H242V51L240 52V51H238V54L240 55V53H242V55H244V51H243ZM25 51H26V49H25ZM29 51H26V52H29ZM38 51V50H37ZM45 51H47V50H45ZM44 51V52H45ZM49 51V52H48ZM48 53H50V51L51 50H49L48 49ZM52 51H53V49H52ZM51 51V55H53V52ZM61 51V52H62ZM81 51V50H80ZM94 50H92V51H90L89 53L91 54V57L93 56V57H96L95 56V54H96V52H95V54L94 55H92ZM107 51V50H106ZM108 51H109V49H108ZM125 51H128L129 52V49L127 50H125ZM124 51V52H125ZM130 51H131V49H130ZM137 51H138V47H137ZM141 51L142 50H140V51H138V52H140L139 54H137L136 56H141ZM145 51V49L142 51V52H144ZM148 51V52H149ZM153 51V50H152ZM152 51H150L149 53H148V55L150 56V54H152V53H154V51L152 52ZM175 51V50H174ZM193 51H194V49H193ZM192 51V52H193ZM230 51H231V49H230ZM43 52V50L40 52V53H42ZM60 52V51H59ZM63 52V53H64ZM72 52H74V51H72ZM77 52V55L76 56H78L79 54H81V53H83V52H79V54H78V51H76ZM84 52V53H85ZM134 51H132V55H134L135 54V52L133 53ZM138 52H136V53H138ZM146 52V51H145ZM152 52V53H151ZM168 52V51H167ZM179 52V51H178ZM183 52H185V51H183ZM198 52V51H197ZM210 52H212V50H210ZM209 52V53H210ZM227 53L229 52L228 50L226 51ZM240 52V53H239ZM32 55L35 53H33V52H30ZM29 53V54H30ZM38 53V52H37ZM48 53H43V54H46L45 56H47V54ZM56 53V55L58 56V58H60L59 57V55H60V53H58L57 54V52H56V50H55V52H54V54ZM62 53V54H63ZM64 53V55H66L67 56V54H65ZM68 53V52H67ZM71 53V52H70ZM75 53V52H74ZM73 53V54H74ZM83 53V54H84ZM106 53V52H105ZM130 53V52H129ZM147 53V52H146ZM157 53H158V51H157ZM156 53V55L158 56L159 54H157ZM164 53V52H163ZM171 54V56L174 54L175 55V53H177V51L176 52H172V50H171V52H170ZM180 53V55L182 54L181 52H179ZM179 53H177V54H179ZM213 52L211 53L212 55L214 54ZM221 53H218V54H220V55H224V54H221ZM235 53H237V52H235ZM234 53V54H235ZM11 54H14V52L13 53H11ZM15 54H17V53H15ZM72 54V55H73ZM106 54H108V53H106ZM105 54V55H106ZM109 54H113V52H112V49H110V53ZM124 55H125V53H123ZM143 54V53H142ZM155 54V53H154ZM169 54V53H168ZM167 54V55H168ZM38 55H39V53H38ZM38 55H36V53H35V58H37L36 56H38ZM55 55V56H56ZM64 55H62V56H64ZM75 55V54H74ZM73 55V56H74ZM88 55V54H87ZM87 55L85 56V58L87 57ZM100 55V54H99ZM128 55V53L126 52V56ZM131 55V54H130ZM161 55V54H160ZM163 56H164V54H162ZM179 55V56H180ZM212 55L210 56V57H212ZM215 55V54H214ZM214 55H213V57H214ZM220 55H218V57L220 56ZM44 55H42V57H43ZM49 56H50V54H49ZM56 56V57H57ZM61 56V55H60ZM73 56H67V58L68 57H73ZM81 57H82V55H80ZM102 56V59L104 58V59H107V58H105V57H103L104 56V54L103 55H101ZM113 56V55H112ZM116 56V55H115ZM114 56V57H115ZM126 56H124L125 58H126ZM136 56H134V57H136ZM152 56V55H151ZM171 56H165L166 58L168 57V58H171ZM177 56V55H176ZM179 56H177V57H179ZM190 56V55H189ZM41 57V58H42ZM53 57V56H52ZM52 57H46V58H44V59H46V61L48 60V58L49 59H51ZM75 57V56H74ZM79 57V56H78ZM78 57H76L77 59H78ZM89 57H90V55H89ZM98 58H99V56H97ZM108 57V56H107ZM116 57H118V56H116ZM115 57V58H116ZM123 57V56H122ZM129 56H127V58H126V61H128L127 59H129L128 58ZM134 57H131L132 59L134 58ZM146 57L148 58V56H147V54H146ZM145 57V59H146V62L148 61L147 60V58ZM155 56H153V58H154ZM174 57V56H173ZM191 58H193V55H191L190 56ZM190 57L188 58H185L184 57V54H183V56H182V59L180 60V62H182V60L184 61V64H188V62H190L189 64H191V66H193V65H195L198 61H195V60H190ZM215 57H217L216 55H215ZM224 57V59H226ZM13 58V57H12ZM34 58V59H35ZM38 58H39V56H38ZM40 58V59H41ZM58 58H56V59H58ZM62 58V57H61ZM66 58V57H65ZM65 58H63V59H65ZM85 58H82V59H85ZM109 58V57H108ZM121 58V57H120ZM120 58H118L119 60H120ZM159 57H157V59H158ZM167 58V59H168ZM175 58V57H174ZM10 59V58H9ZM8 59V60H9ZM44 59H41V60H43V65H44ZM54 59V58H53ZM53 59L51 60V63L50 64H52L54 61H53ZM56 59H54V60H56ZM63 59L61 60V62L63 61ZM69 59H73V58H69ZM75 59V58H74ZM81 59V60H82ZM88 59V58H87ZM90 60H91V58H89ZM88 59V60H89ZM93 59V58H92ZM102 59H98V61H96V58H94L93 60H95V62L94 63H99V60H102ZM110 59V60H109ZM108 59V61H113V60H111V58H109ZM117 59V58H116ZM117 59V60H118ZM122 59V58H121ZM136 59H138L137 57H136ZM141 60L143 59V57L141 56V58H140ZM140 59H138V60H140ZM144 59V60H145ZM149 59V58H148ZM176 59V58H175ZM209 59V58H208ZM213 59V58H212ZM222 59H223V56H222ZM223 59V60H224ZM16 60V59H15ZM39 59H37V60H35V61H38ZM66 60V59H65ZM64 60V61H65ZM68 60V59H67ZM79 60V59H78ZM86 60V59H85ZM85 60H84V62H85ZM131 60V59H130ZM129 60V61H130ZM134 60V59H133ZM138 60H137V62H138ZM144 60H142L143 62H144ZM151 60V59H150ZM150 60H149V62H150ZM156 60V59H155ZM162 60H164L163 58H162ZM169 60V59H168ZM171 60V59H170ZM215 60V59H214ZM217 60H219L218 58H217ZM223 60H220V61H223ZM11 61V63H12V60H10ZM30 61H32V59L30 60ZM45 61V62H46ZM53 61V62H52ZM63 61V62H64ZM87 61V60H86ZM103 61V64L105 63V65L107 64L106 62H104V60H102ZM107 61V62H108ZM125 60H123V63H125L124 62ZM134 61H136V60H134ZM157 61H159V60H157ZM175 60H172L171 61V63L172 62H174ZM176 61L178 62V59H176ZM176 61H175V64H176ZM39 63H40V61H38ZM49 62V61H48ZM60 62V60L58 61V64H60L59 63ZM67 62V61H66ZM80 62V61H79ZM89 62H91V61H89ZM101 62V61H100ZM115 62V61H114ZM119 62V61H118ZM117 62V63H118ZM142 62V63H143ZM146 62H144L145 63V66H146ZM155 62V61H154ZM161 62V61H160ZM168 62V61H167ZM192 62V63H191ZM5 63V62H4ZM3 63V64H4ZM30 63H32V62H30ZM37 62H35V64H36ZM68 63V62H67ZM86 63V62H85ZM110 63V62H109ZM108 63V64H109ZM111 63H113V62H111ZM122 63V64H123ZM129 63V62H128ZM127 63V64H128ZM130 63L132 64V65H134L133 64V62H131L130 61ZM179 63V62H178ZM178 63H177V65H178ZM183 63V62H182ZM182 63H181V65H182ZM228 63V64H227ZM34 63H32V65H33ZM38 64V63H37ZM36 64V65H37ZM45 64H47V63H45ZM62 64V63H61ZM66 63H63V65H65ZM93 64V63H92ZM102 64V63H101ZM107 64V65H108ZM121 64V65H122ZM136 65H138L139 64V66L140 65H142V64H140V62H138V63H135ZM148 64V63H147ZM151 64V63H150ZM153 64V63H152ZM156 62H155V66H156ZM164 64V63H163ZM167 64H169V63H167ZM166 64V65H167ZM174 64V63H173ZM183 64V65H184ZM193 64V65H192ZM35 65V66H36ZM42 65V66H43ZM89 65H91V64H89ZM89 65H87V66H89ZM96 64H94V66H95ZM100 65V64H99ZM115 65L116 66H118L117 64H113L112 66H114L115 67ZM124 65V64H123ZM128 65H130V64H128ZM161 65H162V63H161ZM165 65V64H164ZM170 65V64H169ZM198 65V64H197ZM196 65V66H197ZM207 65H209V66H207ZM4 66V65H3ZM6 66H8V65H6ZM12 68H13V66L12 65H10ZM35 66H33L34 68H35ZM41 66V67H42ZM52 66H54V65H52ZM65 66H67V65H65ZM82 66H83V64H82ZM93 66V67H94ZM98 66V65H97ZM97 66H95L94 68L95 69H98L97 68ZM120 66V65H119ZM144 66V67H145ZM149 66V65H148ZM153 66V65H152ZM163 66V65H162ZM162 66H157L158 68L160 67H162ZM168 66V65H167ZM171 66V65H170ZM175 66V65H174ZM15 67H17V66H15ZM14 67V68H15ZM37 67H38V65H37ZM62 67V66H61ZM68 67V66H67ZM67 67H65V68H67ZM89 67H91V66H89ZM92 67V68H93ZM98 67H101V66H98ZM108 67V66H107ZM111 66H109L108 68H110ZM128 67V66H127ZM131 67V66H130ZM130 67H128V68H130ZM143 67V65H142V68H144ZM150 67H151V65H150ZM164 67V66H163ZM172 67V66H171ZM178 67L176 68H173V69H175V70H177L178 69ZM198 67V66H197ZM0 68L2 69V67L0 66ZM13 68V69H14ZM38 68H40V67H38ZM37 68V69H38ZM52 68V67H51ZM51 68H50V70H51ZM56 68V67H55ZM58 68H59V66H58ZM57 68V69H58ZM80 68H82V67H80ZM94 68L92 69V70H90V69H88V67H87V70H89L90 72L91 71H93L94 70ZM102 68H103V70H102ZM105 68H106V66H105ZM124 68V67H123ZM122 68V69H123ZM126 68V67H125ZM125 68L123 69V71L125 70ZM133 69H134V67H132ZM141 68V67H140ZM158 68H156V71H157V69ZM166 68H169V66L168 67H166ZM187 68V67H186ZM188 68H189V65H188ZM13 69H11L12 71H13ZM17 69H19L18 67H17ZM17 69H15V70H17ZM63 69V68H62ZM74 69V68H73ZM107 69V68H106ZM151 69V68H150ZM229 69V70H228ZM6 70H7V68H6ZM8 70L10 71V69L8 68ZM14 70V72H16ZM47 70V69H46ZM61 70V69H60ZM99 70V69H98ZM100 70L101 71H104L105 72V69H104V67H101L100 68ZM130 70V69H129ZM144 70V69H143ZM154 70V69H153ZM152 70V71H153ZM161 69H158V71H160ZM191 70V69H190ZM19 71V70H18ZM17 71V72H18ZM63 71V70H62ZM96 71V70H95ZM95 71L93 72V73H95ZM112 71V70H111ZM110 71V72H111ZM116 71V70H115ZM120 71L121 70H118L117 72H115V76H114V81H115V84H117V85H119V86H121V85H124V84H126L125 82V79H124V77L122 78L120 75L123 73H120ZM126 71L129 73L130 71H128V69H126ZM125 71V73H127ZM146 71V70H145ZM158 71H157V73H158ZM163 70H161L160 72L161 73H163L162 72ZM167 71V70H166ZM181 71V70H180ZM182 71V72H183ZM227 71H230V74L236 79H233V77H231L228 73H227ZM3 73L5 72L4 71V68H3V71H2ZM8 72V71H7ZM11 72V71H10ZM16 72V74H18ZM48 72H50V71H47V73ZM58 72V71H57ZM84 72V71H83ZM104 72H102V73H104ZM131 72H132V70H131ZM130 72V73H131ZM143 72V71H142ZM155 72V71H154ZM159 72V73H160ZM169 72H172L171 70L169 71ZM168 71L166 72V73H169ZM12 74H14L13 72H11ZM45 74H46V71L44 72ZM55 73H56V71H55ZM88 73V72H87ZM87 73L85 72V74L87 75ZM92 73V72H91ZM99 73H101V72H99ZM108 73V72H107ZM135 73H141V72H138V69H137V72H135ZM146 73V72H145ZM156 73V72H155ZM223 73V74H222ZM1 74V73H0ZM6 74V73H5ZM10 74V73H9ZM52 74H54V73H52ZM52 74H51V76H52ZM90 73H88V75H89ZM105 74V73H104ZM124 74V73H123ZM152 73L150 72V70H149V74L148 75H151ZM185 74V75H184ZM1 75H4V74H1ZM0 75V76H1ZM7 75V74H6ZM11 75V74H10ZM87 75V76H88ZM107 75V74H106ZM129 75V74H128ZM143 75V74H142ZM155 75H161V74H155ZM162 75H164V73L162 74ZM174 75H175V73H174ZM224 75H225V77H224ZM9 76V75H8ZM55 76V75H54ZM89 76H91V75H89ZM96 76H98L99 78H100V76L99 75H96ZM101 76H104V75H101ZM108 76V75H107ZM110 76H112V74H110ZM109 76V77H110ZM147 76V75H146ZM145 76V77H146ZM167 76H169L168 74H167ZM4 78L6 77V76H3ZM91 77H94V75H92ZM106 77V76H105ZM113 77V76H112ZM111 77V78H112ZM126 77H127V74H126ZM148 77V76H147ZM152 77H154V76H152ZM160 77V76H159ZM164 78V76H161L160 78H158V76H157V78L158 79H161V78ZM8 78V77H7ZM11 78H13V77H11ZM52 77H50V80H52L51 79ZM156 78V79H157ZM166 78V77H165ZM168 78L170 79V81L168 80ZM47 79H48V77H47ZM103 79H106V78H103ZM103 79H101L102 80V82H103ZM108 79H110V78H108ZM146 79H148L149 80V78H146ZM151 80L153 79V78H150ZM9 80H10V78H9ZM94 80V79H93ZM96 80V79H95ZM100 80V79H99ZM99 80H97V81H99ZM101 80L99 81V83H101ZM110 80H112V79H110ZM109 80V81H110ZM128 80V79H127ZM143 80V79H142ZM150 80V81H151ZM49 81V80H48ZM88 81V80H87ZM105 81V80H104ZM108 81V82H109ZM153 82H154V80H152ZM241 81H245V82H241ZM91 82H93V81H91ZM108 82H106V83H108ZM146 82V81H145ZM149 82V81H148ZM153 82H150L151 84L153 83ZM156 82H158L157 80H156ZM175 82H177V83H180V85H182L181 86V89H184V90H188L189 88H190V90H188V92L187 91H185L186 93L185 94H187V95H189V96H186V95H183V97L181 98V99H179V100H181V101H177V102H175L176 100H178V98L176 99L175 97V101H172L171 99H173V97L172 96H174V95H171V96H168L169 94H170V91L171 90H169L168 88H172V85H173V83H175ZM184 82V85L183 84H181V83H183ZM192 82H194L193 84H192ZM249 82V83H248ZM142 83V82H141ZM176 83V84H177ZM89 84V83H88ZM93 84V83H92ZM154 84V83H153ZM197 84V85H196ZM90 85V84H89ZM94 85H95V83H94ZM105 84L103 83V87L102 88H104L105 86H104ZM107 85V84H106ZM108 85H109V83H108ZM144 86L146 85V84H143ZM196 85V86H195ZM239 85V86H240ZM97 86H99L100 87V85H97ZM101 86H102V84H101ZM111 86H113V84H111V82H110V87ZM116 86V85H115ZM115 86H113V87H115ZM148 86H150V85H148ZM154 86H156L155 84H154ZM171 86V87H170ZM179 86V85H178ZM151 87V86H150ZM91 88V87H90ZM112 88V87H111ZM148 88V87H147ZM173 88H175V86L173 87ZM172 88V89H173ZM178 88V87H177ZM241 88V86L239 87V89ZM249 88H247V90H249ZM99 89H101V87L100 88H98V90ZM153 89H155V88H152V91H153ZM180 88H178V89H176V90H179ZM244 89H246V87L244 88ZM97 90V91H98ZM104 90V89H103ZM155 90H157V89H155ZM168 90H169V92H168ZM184 90H183V92H184ZM244 91L245 93H247L248 91ZM42 91V90H41ZM182 91V90H181ZM180 91V92H181ZM201 91H204V94L203 95H201L202 96V98L204 99V96H205V102L203 101V100H201V101H198V97H199V92L201 93ZM146 92V91H145ZM176 92V91H175ZM242 92V91H241ZM99 93V92H98ZM137 93H139V92H137ZM149 93V92H148ZM147 93V94H148ZM151 93V92H150ZM153 93V92H152ZM152 93L150 94V95H152ZM159 93H161V94H159ZM174 93V92H173ZM250 92H248L247 94H251ZM155 94V95H156ZM176 95H178L177 93H175ZM238 95H240L239 94V92L237 93ZM242 95L244 94V93H241ZM149 95V96H150ZM154 95V96H155ZM175 95V96H176ZM190 95L191 96H195L196 98H193L192 97V100H188V98L190 97ZM237 95V96H238ZM245 95V94H244ZM243 95V96H244ZM153 96V95H152ZM180 97H181V94L179 95ZM241 96V95H240ZM240 96H239V98H240ZM144 97V96H143ZM158 97V96H157ZM169 97H171V99L169 100ZM146 98V97H145ZM145 98H143V99H145ZM201 98V99H202ZM243 98L245 99V101L243 100ZM142 99V100H143ZM150 99H151V97H150ZM154 99H156V98H154ZM147 99H145L144 101H146ZM237 101H239L238 99H236ZM236 100H234L236 103H238ZM150 101H152V99L150 100ZM203 101V102H202ZM225 101H228V104H227V107L226 108H224V106H225V104H224V102ZM241 101V102H242ZM148 102V101H147ZM146 102V103H147ZM156 102H157V100H156ZM193 102L195 103V105L193 104ZM234 102V103H235ZM142 103H144V102H142ZM235 103V104H236ZM145 104V103H144ZM241 104V103H240ZM244 104V103H243ZM245 104H246V102H245ZM147 105V104H146ZM148 105L146 106V107H148ZM197 105V106H196ZM208 105V104H207ZM212 106V107H213ZM229 106H231L230 104H229ZM240 106H243L242 104L240 105ZM136 107V108H135ZM244 107V106H243ZM198 109V110H196V109ZM232 107H229V109H231ZM237 108V107H236ZM131 109V108H130ZM150 109V108H149ZM149 109H148V111L147 112H149ZM201 109V110H200ZM218 109H216V110H218ZM233 109H235L234 107H233ZM245 109V108H244ZM256 110L258 109V108H255ZM261 109H263V108H261ZM147 110V109H146ZM145 110V111H146ZM214 110H215V108H214ZM245 110H248V109H245ZM251 110V109H250ZM253 111H255L254 109H252ZM260 110V109H259ZM137 111H138V113L141 115H137ZM151 111V110H150ZM235 111H237V109L235 110ZM240 111V110H239ZM258 111V110H257ZM210 112V111H209ZM214 112H216V111H214ZM218 112V111H217ZM231 112V111H230ZM229 112V113H230ZM244 112V111H243ZM250 112V111H249ZM262 112V113H261ZM130 113V112H129ZM144 113V112H143ZM240 113V112H239ZM245 113V112H244ZM241 114V115H243V116H246L245 114ZM256 113V112H255ZM131 114V113H130ZM148 114V113H147ZM146 114V115H147ZM219 114V113H218ZM218 114H216V115H218ZM251 114H254L253 112L251 113ZM148 115H150V114H148ZM248 115H250V114H248ZM137 116H140V119H137ZM215 116V115H214ZM243 116H241V117H243ZM253 116V115H252ZM257 116V115H256ZM260 116V115H259ZM144 117V116H143ZM151 117V116H150ZM231 117V116H230ZM235 117V116H234ZM237 117V116H236ZM248 117V116H247ZM251 117V116H250ZM255 117V114H254V116H253V118ZM258 117V116H257ZM2 118H3V116H2ZM134 118H132V119H134ZM154 118V117H153ZM152 118V119H153ZM232 118V117H231ZM252 118V117H251ZM253 118H252V120H253ZM144 119V118H143ZM235 119V118H234ZM238 119H239V116H238ZM256 119V118H255ZM131 120V119H130ZM150 120H149V122H150ZM242 120V119H241ZM248 120H250L249 118H248ZM110 121V120H109ZM112 121V120H111ZM2 121H1V118H0V123H1ZM133 122V121H132ZM156 122V123H155ZM215 122V121H214ZM244 122V121H243ZM255 122V120L253 121V123H252V125L253 124H255L254 123ZM59 123V122H58ZM57 123V124H58ZM130 123H131V121H130ZM192 123V124H191ZM245 123H246V121H245ZM249 123L251 124V120L249 121ZM60 124V123H59ZM145 124V123H144ZM146 124H147V122H146ZM202 124V123H201ZM242 124V123H241ZM15 125V124H14ZM139 125H141L140 127H139ZM203 125V124H202ZM244 125V124H243ZM246 125H249V124H245V126ZM258 125V124H257ZM256 125V126H257ZM11 126H13V125H11ZM56 126V125H55ZM59 126V125H58ZM130 126V125H129ZM131 126H132V123H131ZM130 126V128L132 129V127L133 126H135V124H133V126L131 127ZM201 126V125H200ZM250 126V125H249ZM254 126V125H253ZM255 126V127H256ZM15 127H17V126H15ZM57 127V126H56ZM56 127H54V128H56ZM205 127V126H204ZM18 128V127H17ZM58 128V127H57ZM56 128V129H57ZM81 128V127H80ZM148 128H150V129H153L152 131L150 130L149 132H147L149 129ZM157 128V127H156ZM238 128V127H237ZM250 128H254V127H250ZM249 128V129H250ZM257 128V127H256ZM15 129V128H14ZM60 129H61V127H60ZM75 129H76V126H75ZM124 129V128H123ZM131 129H129V130H131ZM199 129V128H198ZM18 130H21L20 128H18ZM57 130H59V128L57 129ZM128 130V129H127ZM133 130V129H132ZM22 132L24 131V129L23 130H21ZM54 131V130H53ZM121 131V130H120ZM135 131V132H136ZM25 132H27L26 130H25ZM34 131L33 130H31L30 129V133H33ZM134 132V131H133ZM135 132H134V134H135ZM15 133V132H14ZM19 133V132H18ZM29 133V132H28ZM27 133V134H28ZM30 133H29V135H30ZM85 134H86V132H84ZM126 133H127V131H126ZM7 134V133H6ZM16 134H17V130H16ZM15 134V135H16ZM23 134H25V133H23ZM22 134V135H23ZM34 134V133H33ZM50 134V133H49ZM51 134H53V133H51ZM50 134V135H51ZM122 134V133H121ZM128 134H133V133H128ZM4 135V134H3ZM20 135H21V132H20ZM32 135V134H31ZM35 135V134H34ZM43 135V134H42ZM84 135V134H83ZM5 136V135H4ZM7 136V135H6ZM19 136V135H18ZM23 136H25V135H23ZM35 136H37V135H35ZM47 137L49 136V135H46ZM86 136V135H85ZM108 136V134L106 133V137ZM3 137V136H2ZM9 137L11 138H13V133L12 134H10L9 135ZM25 137H27V135L25 136ZM25 137H23V138H25ZM32 137H33V135H32ZM51 137V136H50ZM1 138V137H0ZM4 138V137H3ZM6 138V137H5ZM4 138V139H5ZM8 138V137H7ZM19 139V137H17V135H16V139ZM21 138H22V136H21ZM36 138V137H35ZM38 138V137H37ZM36 138V140H38V143H39V140L40 139H37ZM68 138V137H67ZM66 138V139H67ZM70 138V137H69ZM86 138V137H85ZM88 138H89V136H88ZM3 139V140H4ZM15 139V138H14ZM15 139V140H16ZM30 139V141L32 140V138H29ZM29 139H27V141H28V143H30L29 142ZM34 139V138H33ZM46 139V141H47V138H45ZM62 139H64V137L62 138ZM65 139V140H66ZM71 139V138H70ZM69 139V140H70ZM81 139L84 141L85 139L83 138V136L81 137ZM91 139H93V137L91 138ZM91 139H89L88 141H90ZM2 140V141H3ZM7 140V139H6ZM5 140V141H6ZM10 140V139H9ZM36 140H35V142H36ZM61 140V139H60ZM68 140V141H69ZM79 140V139H78ZM103 140H104V138H103ZM102 140V141H103ZM5 141H3L4 143H5ZM19 141H20V139H19ZM22 141V140H21ZM34 141V140H33ZM41 141V140H40ZM57 141V140H56ZM64 141V140H63ZM62 141V142H63ZM68 141H65V142H63L64 144L66 143V142H68ZM87 141V140H86ZM94 141H97V140H94ZM3 142H2V144H0V146L1 145H3ZM10 141H8L7 143H9ZM17 142V141H16ZM16 142H13V143H16ZM25 142H26V139H25ZM48 142H50L49 140H48ZM55 142V141H54ZM58 142V141H57ZM61 142V144H60V147L62 146V143ZM76 142H79V141H76ZM85 142V141H84ZM97 142H100L99 144L101 145V141H97ZM106 142H107V138H106ZM1 143V142H0ZM11 143V142H10ZM13 143H12V145H13ZM18 143V142H17ZM16 143V144H17ZM20 143V142H19ZM18 143V144H19ZM23 143H24V141H23ZM27 143V142H26ZM47 143V142H46ZM46 143L44 142V144H43V142H42V144L43 145H46ZM59 143H60V141H59ZM70 143V142H69ZM69 143H67V145L69 144ZM81 143H83V142H81ZM80 143V144H81ZM87 143L88 142H86V143H84V144H86L87 145ZM92 142L90 141V144H91ZM109 143H105V145L107 144H109ZM21 144V143H20ZM33 144V143H32ZM37 144V143H36ZM42 144H41V146L40 147H42ZM50 144V143H49ZM57 144V143H56ZM63 144V145H64ZM83 144V145H84ZM93 144V143H92ZM94 144H96V143H94ZM92 145V146H95L94 148H96V145ZM103 144V143H102ZM120 144V143H119ZM5 145V144H4ZM11 145V144H10ZM10 145H9V147H10ZM56 146V148H59V147H57V145H55V143H53L52 145H50V148L52 147V146ZM66 145V146H67ZM83 145H80V147L82 148V146ZM85 145V147H87ZM88 145H89V143H88ZM105 145H102V147L104 146V148H106V149H108V146L107 147H105ZM5 146H7V145H5ZM27 146H29V144L27 145ZM36 146V145H35ZM35 146L33 145V147L35 148ZM59 146V145H58ZM79 146V145H78ZM91 146V147H92ZM118 146L119 145H116V146H114V147H116V148H118ZM3 147V146H2ZM2 147H0V149H2ZM17 148V146L14 144V147H13V149H12V151H9V152H11V153H14L15 155L17 154V153H15V151H14V148ZM32 147V146H31ZM32 147V148H33ZM38 147V146H37ZM49 148V145L46 147V146H43V148ZM79 147V149H81ZM91 147H89L88 146V148H90L91 149ZM99 148H100V146H98ZM109 147V148H110ZM120 147V146H119ZM32 148H31V150H32ZM39 148V147H38ZM43 149V150H46V149ZM49 148V149H50ZM53 148V147H52ZM51 148V149H52ZM55 148V147H54ZM64 148V147H63ZM84 148V147H83ZM87 148V149H88ZM93 148V149H94ZM3 149H5V148H3ZM6 149H7V147H6ZM5 149V150H6ZM9 149V148H8ZM18 149V148H17ZM25 149V148H24ZM42 148H40V150H41ZM50 149V150H51ZM64 149H67V148H64ZM87 149H84V150H87ZM97 150H96V152L97 153H99V149L98 148H96ZM10 150V149H9ZM16 150V149H15ZM26 150V149H25ZM27 150H28V147H27ZM28 150V151H24V153H19V154H22V155H24V154H26L27 155V152H31L32 154H31V156L33 157V159H35L34 158V156H35V154H34V156H33V151L34 150ZM36 150H38L39 151V149H37L36 148ZM53 150H57V149H53ZM51 151V152H54V151ZM62 150V149H61ZM92 150V149H91ZM91 150H90V152H91ZM95 150V149H94ZM94 150H92V153H94ZM99 150V151H98ZM101 150H102V148H101ZM4 151V150H3ZM14 151V152H13ZM47 151V150H46ZM59 151V150H58ZM83 150H81V152H82ZM88 151H89V149H88ZM104 151H107V150H104ZM8 152V151H7ZM18 152H20V151H18ZM35 152V151H34ZM37 152V151H36ZM40 152V154H41V152L42 151H39ZM38 152V153H39ZM48 152V151H47ZM50 152V151H49ZM48 152V153H49ZM57 152V151H56ZM62 152H63V150H62ZM62 152H60V153H62ZM86 152V151H85ZM84 151L82 152V155H83V153H85ZM101 152H103V151H101ZM1 153V152H0ZM5 153V152H4ZM10 153V154H11ZM38 153H36V156H37V154ZM44 153V152H43ZM46 153V152H45ZM55 153V152H54ZM65 153V152H64ZM88 153V152H87ZM86 153V154H87ZM113 153V154H114ZM1 154H3V152L1 153ZM0 154V155H1ZM7 154V153H6ZM5 154V155H6ZM10 154H8V155H10ZM18 154V155H19ZM50 154V153H49ZM52 155H53V153H51ZM50 154V157H52V155ZM63 154V153H62ZM95 154V153H94ZM105 154V153H104ZM108 154V153H107ZM5 155H3V157L5 156ZM15 155H12L11 154V156H15ZM18 155H16V156H18ZM30 155V154H29ZM28 155V156H29ZM45 155V154H44ZM43 155V156H44ZM55 155H57V153H55ZM64 155V154H63ZM63 155H61L60 157H62ZM81 155V154H80ZM85 155V154H84ZM89 155H90V157H93L94 158V160H95V163H96V161L98 160L97 158H98V156L95 154V155H91L90 153H89ZM2 156V155H1ZM20 157H21V155H19ZM19 156H18V159H19ZM25 156V155H24ZM30 156V157H31ZM39 156V158H40V156H42V154L41 155H38ZM57 156H59V153H58V155ZM108 156H110V157H108ZM119 157V159H118V157ZM3 157H0V159H2L1 161L3 162V161H5L6 160V158H5V160H4V158ZM10 157V156H9ZM8 157V158H9ZM27 157V156H26ZM30 157L28 158V159H30ZM47 157V156H46ZM50 157H48L46 160L47 161H45L44 160V162H47V163H49L48 161L50 160L49 158ZM80 157V156H79ZM83 157V156H82ZM82 157H80V158H82ZM89 157V158H90ZM8 158H7V160H8ZM24 158V157H23ZM38 158V159H39ZM44 157H42V159H43ZM59 157H57L56 159H58ZM63 158V157H62ZM89 158H87V160L89 159ZM93 158H90V160L92 159L93 160ZM10 159H11V157H10ZM9 159V160H10ZM17 158H15V160L14 161H16L17 163L19 162V160L17 161L16 160ZM37 159V158H36ZM49 159V160H48ZM53 159H54V157H53ZM52 159V160H53ZM55 159V160H56ZM61 159V158H60ZM86 158H85V156H84V159H80V162L82 161V160H85ZM117 159H118V161H117ZM22 160V159H21ZM20 160V161H21ZM25 161H26V159H24ZM31 160H32V158H31ZM40 160H41V158H40ZM51 160V161H52ZM64 160V159H63ZM77 159H74L73 160V162L75 163V161H76ZM79 160V159H78ZM86 160V161H87ZM93 160V161H94ZM13 160H12V162H13V164L15 163ZM30 162V160H27V162ZM33 161V163H34V160H32ZM36 161V160H35ZM38 161V160H37ZM58 161H59V159H58ZM57 161V162H58ZM62 161V160H61ZM65 161V160H64ZM10 162H11V160L9 161V164H10ZM11 162V163H12ZM24 162V161H23ZM54 162V161H53ZM73 162L71 163V164H73ZM77 162V161H76ZM83 162V161H82ZM85 162V161H84ZM83 162V163H84ZM89 162H91V161H88V163ZM6 163H8V162H6ZM20 163V162H19ZM31 163V162H30ZM30 163H29V165H30ZM32 163V164H33ZM42 163V162H41ZM61 163H63V162H61ZM66 163V162H65ZM188 163V165H187V167H186V169H185V171L182 173V175L183 176H180L179 177V179H180V181H182L183 182V187L182 188H180L179 187V191H177V192H172V191H169V190H167L166 188H165V182H166V180L167 179H170V178H172L173 177V172H174V170H176V166H178V168L179 167H181L182 166V164H183V168L186 166V165H184V164H187ZM3 164V163H2ZM32 164L30 165V169H31V166H32ZM35 164V163H34ZM33 164V165H34ZM51 164H52V162H51ZM57 164V165H56ZM56 164H54V165H56L57 167L59 166V168L61 167L60 166V164L58 165V163H56ZM64 164V163H63ZM67 164V163H66ZM70 164V163H69ZM71 164L70 165H67L66 167H68V166H70V167H72L71 166ZM82 164V163H81ZM92 164H94V163H92ZM116 164H118L119 165V171H120V180H121V183H122V185L117 189V190H114L113 189V185L114 184H111V183H107L106 184V182L104 181L106 178H109V177H106V173L107 172H110V173H112V172H115V165ZM4 165H6V164H4ZM8 165V164H7ZM12 165V164H11ZM11 165H9L8 167H9V170H10V166ZM43 165H44V163H43ZM45 165H48V164H45ZM65 165V164H64ZM64 165H62V167L64 166ZM76 165V164H75ZM77 165L79 166V164L77 163ZM83 165V164H82ZM84 165H85V163H84ZM88 165V164H87ZM86 165V166H87ZM100 165H99V167H100ZM1 166V165H0ZM41 166H42V164L40 165V168H41ZM55 166V167H56ZM2 167V166H1ZM1 167H0V172H1ZM38 168H39V166H37ZM45 167V166H44ZM50 167H53V168H51V171H52V169L54 170V166H50ZM50 167H48V168H50ZM65 167V168H66ZM88 167H91V165L90 166H88ZM94 167H95V165H94ZM3 168V167H2ZM37 168V169H38ZM80 168V170H81V167H79ZM83 168V167H82ZM92 168L93 167H91V168H89V169H91L92 170ZM97 168H98V166H97ZM177 168V169H178ZM8 169V168H7ZM12 169H14V167L12 168ZM34 169H35V167H34ZM42 169H43V167H42ZM61 169V168H60ZM69 169V168H68ZM75 169H76V167H75ZM74 169V170H75ZM32 170V169H31ZM36 170V169H35ZM34 170V171H35ZM41 170V169H40ZM39 170V171H40ZM45 172H46V167H45V169H43ZM59 170V169H58ZM70 170H71V168H70ZM78 170V169H77ZM84 170H85V168H84ZM5 171H6V169H5ZM11 171H13L14 173H15V170H11ZM33 171V170H32ZM33 171V172H34ZM37 171V170H36ZM48 171V170H47ZM54 171H56V170H54ZM62 171V173H63V171L64 170H61ZM66 171H68V172H70L69 170H65L64 171V173H66ZM88 171V170H87ZM96 171H97V169H95V173H96ZM12 172V173H13ZM29 172V171H28ZM27 172V173H28ZM45 172H43L44 174H42V176L43 175H45L46 173ZM57 172V171H56ZM59 172V171H58ZM72 172H74V174H75V171H71V174H72ZM84 172V171H83ZM83 172L81 171V174H83ZM99 172V171H98ZM6 173H9V171L7 170L6 171ZM32 173V172H31ZM35 173V172H34ZM41 173H42V171H41ZM52 173H53V171H52ZM61 173V174H62ZM77 173V172H76ZM88 173V172H87ZM92 173V172H91ZM91 173H90V171H89V174L91 175ZM94 173V172H93ZM92 173V174H93ZM5 173H4V171H3V175H4ZM30 173H28V175H29ZM50 174H51V172H50ZM59 175H60V173H58ZM57 174V175H58ZM80 173H79V175H81ZM8 175H10V174H8ZM12 175V174H11ZM25 175V174H24ZM23 175V176H24ZM27 175V174H26ZM49 175V174H48ZM52 175V174H51ZM63 175H66V174H63ZM63 175H61L62 176V178H63ZM86 175V174H85ZM89 175V176H90ZM94 175V174H93ZM5 176V177H4ZM3 176V178H2V176H1V178H2V180L3 179H5L6 178V176H7V174L6 175H4ZM30 176V175H29ZM28 176V177H29ZM32 176V175H31ZM46 177H47V175H45ZM50 176V175H49ZM48 176V178H50ZM54 176V175H53ZM68 176H70V175H68ZM67 176V177H68ZM74 175L72 174V177H73ZM82 176V175H81ZM81 176H80V178H81ZM88 175H86V176H84L83 177V179H81L82 180V182L81 183H83V185L87 188V183H88V177H89ZM94 176H96V175H94ZM9 177H12V176H9ZM14 178H15V175L13 176ZM12 177V178H13ZM22 177V176H21ZM26 177V176H25ZM44 177V176H43ZM46 177H44V179L46 178ZM55 177H59V176H56V173H55ZM54 177V178H55ZM72 177H70L69 179H73ZM79 177V176H78ZM24 178V177H23ZM42 178V177H41ZM54 178L52 179L51 178V181L52 180H54ZM66 178V177H65ZM65 178H64V180H65ZM75 178V177H74ZM174 178V177H173ZM25 179V178H24ZM29 179H30V177H29ZM58 180V179H60L61 180V177H59V178H55V180ZM79 179V178H78ZM11 180V179H10ZM14 180V179H13ZM23 180V179H22ZM26 180V179H25ZM25 180H24V182H25ZM33 180V179H32ZM46 180H48L47 181V183H45L46 182ZM54 180V181H55ZM56 180V181H57ZM66 180H68V179H66ZM65 180V181H66ZM34 181H37L36 179H34ZM41 181H43V179L41 180ZM71 181V180H70ZM74 181H76L75 179H74ZM74 181H72L73 183H74ZM1 182H7V180L5 181H1ZM8 182H9V179H8ZM8 182H7V184H8ZM15 182H16V180H15ZM14 182V183H15ZM17 182H18V180H17ZM26 182H29V181H26ZM32 182V181H31ZM48 182H49V179H45V181H43V183H45L44 185H46L47 184V186H48ZM60 182V181H59ZM79 182H80V180H79ZM18 183H20V182H18ZM36 184L35 185H37V183H38V181L37 182H35ZM39 183H40V180H39ZM55 183V182H54ZM53 183V184H54ZM56 183H58V182H56ZM0 184H3V183H0ZM5 184V186H6V183H4ZM22 184V183H21ZM29 184V183H28ZM52 185V183H50L49 182V186H51ZM59 184V183H58ZM64 184V182H63V180H62V184L61 185H63ZM65 184H66V182H65ZM68 184L69 185H71V182L69 183L68 182ZM8 185H13V183L12 184H8ZM16 185H17V183H16ZM15 185V186H16ZM25 185V184H24ZM24 185H22V186H24ZM31 185H33V184H31ZM31 185H28V186H30V190H31ZM40 185H41V183H40ZM40 185L38 186V187H40ZM44 185H43V187H44ZM56 185V184H55ZM67 185V184H66ZM65 185V186H66ZM3 186V185H2ZM42 186V185H41ZM47 186L45 187V189L47 188ZM59 186V185H58ZM57 186V187H58ZM64 186V187H65ZM180 186V185H179ZM1 187V186H0ZM8 186H6V188H7ZM14 187V186H13ZM13 187L12 186H10L9 188H10V190H12L13 189ZM33 187H34V189L32 188V190H36V188L37 187H35L34 185H33ZM57 187L55 188L56 189V194H58L60 191L57 189ZM67 187V186H66ZM3 188V187H2ZM12 188V189H11ZM19 188H20V186H19ZM51 189H52V187H50ZM50 188H47L46 190H50ZM59 188H60V186H59ZM77 188V187H76ZM21 189H23V187L21 188ZM24 189H25V186H24ZM37 189H39V188H37ZM44 189V188H43ZM62 189H63V187H62ZM65 189V188H64ZM63 189V190H64ZM69 189V188H68ZM73 189V188H72ZM3 190V193L2 194H4V193H7L5 190H7V189H2ZM17 190H19V189H17ZM48 190V195H47V193L45 194V192L46 191H41V193H44L43 195L45 196V197H48L49 196V191ZM62 190V192H64ZM67 190V189H66ZM65 190V191H66ZM1 191V190H0ZM8 191V190H7ZM13 191V190H12ZM12 191H10V192H12ZM16 191V189L14 188V191L13 192H15ZM26 191H28L29 192V190H26ZM37 191V190H36ZM9 192V191H8ZM12 192V193H13ZM17 192V196L16 197H18V199L21 197V195L23 194L24 195V193L25 192H22V194L20 195L19 193L21 192V190L20 191H16ZM51 192L52 193H54L52 190H51ZM31 194L32 193H34V191L33 192H30ZM51 193V194H52ZM61 193V192H60ZM66 193H67V191H66ZM179 194V197H178V199L180 198V201H178V202H180V203H178V205L179 206H181L179 209H180V213L178 212V214H180V215H178V216H180L179 218H181V220L180 221H183V223L186 225V224H188L186 227L187 228H184V232H183V235L181 236V237H178V236H176L175 234H170V231L171 232H173L171 229H170V221H174L175 222V220H171V218H169L170 217V214H171V212H174V210H173V207H172V200H171V195L172 194H176V196H178V194ZM27 194H29V193H27ZM37 194H39L38 192H36V195ZM56 194H53L54 196L56 195ZM63 194V193H62ZM171 194V195H170ZM0 195H1V193H0ZM4 195H8V194H4ZM10 195V194H9ZM19 195H20V197H19ZM36 195H34V196H36ZM40 195V194H39ZM53 195H51L52 197H53ZM63 195H65V192H64V194ZM167 195H170V197L169 198H167ZM11 196V195H10ZM9 196V197H10ZM13 196V195H12ZM14 196H15V194H14ZM25 196V195H24ZM27 196H29V198H26V196H25V199H27V200H33V198H35V197H33V196H31L30 194L29 195H27ZM30 196L31 197H33L32 199L30 198ZM41 196L42 195H40L39 197L41 198ZM50 196V197H51ZM58 197H57V199H58V201H59V199H60V202H64V200L65 199H62V197L60 198V196H62V195H57ZM8 197V198H9ZM37 197V196H36ZM51 197V198H52ZM63 197H66V196H63ZM175 197V196H174ZM173 197V198H174ZM6 198V197H5ZM10 198H12V197H10ZM9 198V199H10ZM22 198V199H21ZM20 198V200H23V196ZM56 198V197H55ZM172 198V199H173ZM1 199V198H0ZM4 199V198H3ZM7 199V198H6ZM13 199V198H12ZM15 199V198H14ZM18 199L16 200V201H18ZM24 199V200H25ZM35 199H37V198H35ZM42 199H44V198H42ZM53 199V198H52ZM52 199H50V200H52ZM66 199H68V197H66ZM175 199H176V197H175ZM178 199H176V204H177V200ZM5 200V199H4ZM4 200H1V201H3V202H6V200L4 201ZM39 201H41L40 199H38ZM45 200H47V202H48V199H45ZM56 200V199H55ZM0 201V202H1ZM9 200H7V202H8ZM11 201H12V203H13V201L14 200H10V203H11ZM26 201V200H25ZM25 201H24V203H21L22 204V206L24 207V204H25ZM36 201V200H35ZM57 201V200H56ZM66 201V200H65ZM34 202V201H33ZM42 202H44V201H42ZM52 202V201H51ZM50 202V203H51ZM59 202V203H60ZM2 203V202H1ZM1 203H0V206H1ZM19 203V204H20ZM65 203V202H64ZM78 204H79V202H77ZM89 203V204H90ZM175 203V202H174ZM18 204V203H17ZM18 204V205H19ZM20 204V205H21ZM35 204V203H34ZM47 204H49V202L47 203ZM53 204V203H52ZM61 204V203H60ZM88 204V205H89ZM90 204V205H91ZM101 204V203H100ZM112 204V205H111ZM5 205V203L4 204H2V209H0L2 212H3V206ZM8 205V204H7ZM6 205V206H7ZM16 205V204H15ZM15 205H14V207H15ZM19 205V206H20ZM36 205V204H35ZM35 205H31L30 207H29V209H28V211H29V216H31L32 217V215H36V214H40V211L38 212V210H37V208H36V206ZM44 205V204H43ZM62 205V204H61ZM64 205V204H63ZM86 205V204H85ZM89 205V206H90ZM178 205H176L177 207H178ZM6 206H5V208H6ZM11 206V205H10ZM21 206V207H22ZM55 206V205H54ZM56 206H57V204H56ZM89 206H87V208H86V210H85V212H89V211H91V212H89V213H93L92 212V210H90L89 209ZM106 206V207H107ZM175 206V208H177ZM8 207H9V205H8ZM7 207V208H8ZM13 207V208H14ZM62 207V206H61ZM105 207V206H104ZM103 207V208H104ZM112 207L110 208V210H107L108 212L109 211H111V213L112 214H114V211H112ZM1 208V207H0ZM6 208V209H7ZM12 207H11V209H13ZM16 208V207H15ZM14 208V209H15ZM42 208V207H41ZM40 208V209H41ZM57 208H59V204H58V207ZM63 208V207H62ZM61 208V209H62ZM93 208V207H92ZM54 209H56V207H54ZM60 209V208H59ZM108 209V208H107ZM178 209V208H177ZM45 210V209H44ZM57 210V209H56ZM64 210H66V208H64ZM103 210V209H102ZM105 210V209H104ZM173 210V211H172ZM0 211V212H1ZM4 211H5V209H4ZM7 211V210H6ZM14 211V210H13ZM62 211V210H61ZM106 211V210H105ZM105 211H103L104 213H105ZM107 211H106V215H108L107 214ZM176 211V210H175ZM178 211V210H177ZM1 212V213H2ZM9 212V211H8ZM8 212H5V213H8ZM42 212V211H41ZM66 212V211H65ZM67 212H68V210H67ZM98 212H101V214L100 215H102V211H101V209H99V211ZM123 212V213H124ZM12 213H14V212H12ZM11 212H10V214H12ZM63 213H64V211H63ZM62 213V214H63ZM95 214H92V217L93 216H95V217H93V219L95 218V221H97L96 220V216H98L99 215V213H98V215L96 214V212H94ZM110 213V214H111ZM117 213V212H116ZM115 213V214H116ZM119 213V212H118ZM125 213V214H126ZM177 213V212H176ZM61 214V215H62ZM68 214V213H67ZM90 214V215H91ZM111 214V217L113 216ZM122 214V213H121ZM174 214H175V212H174ZM7 215H9V213L7 214ZM69 215V214H68ZM88 215V214H87ZM86 215V216H87ZM89 215V216H90ZM124 215V214H123ZM173 214H171V216H172ZM3 216V215H2ZM14 216H15V214H14ZM64 216H65V214H64ZM64 216H62L63 218H64V222L65 221H67V220H65V217ZM105 216V215H104ZM103 216V217H104ZM120 216H122V215H120ZM127 216V215H126ZM125 216V217H126ZM129 216H128V218H129ZM139 216V217H138ZM176 216V215H175ZM174 216V217H175ZM0 217H1V214H0ZM31 217H26V218H24V220H22V221H20L21 222V224H22V226H23V224L25 223H27L26 221H28L29 220V218H31ZM68 217V218H67ZM66 217V219H68L69 220V216H67ZM91 216H90V218H92ZM100 217V216H99ZM106 217V216H105ZM104 217V218H105ZM108 217V216H107ZM110 217V216H109ZM124 217V216H123ZM122 217V218H123ZM177 217V216H176ZM1 218H3V217H1ZM0 218V219H1ZM7 218H8V216H7ZM6 218V219H7ZM62 218V219H63ZM98 218V217H97ZM104 218H102V220L104 219ZM113 218H115V217H113ZM173 218V217H172ZM5 219V218H4ZM106 219V218H105ZM108 219V218H107ZM112 219V218H111ZM110 219V220H111ZM116 219V218H115ZM127 219V218H126ZM126 219H123V220H126ZM130 219H129V224H131L130 222ZM109 220V219H108ZM110 220H109V222H110ZM128 220V219H127ZM179 220V219H178ZM177 220V221H178ZM4 221V220H3ZM6 221V220H5ZM4 221V222H5ZM8 221V220H7ZM98 221H100V220H98ZM97 221V222H98ZM115 221V220H114ZM179 221V222H180ZM19 222V223H20ZM60 222V221H59ZM94 222V221H93ZM109 222H108V224H109ZM112 222V221H111ZM1 223V222H0ZM3 223V222H2ZM9 223V222H8ZM18 223V224H19ZM65 223H67V222H65ZM103 223V222H102ZM104 223H106V221H104ZM114 223V222H113ZM142 223V222H141ZM173 223V222H172ZM171 223V224H172ZM181 223V222H180ZM179 223V224H180ZM183 223H181V226H182V224ZM6 224H7V222H6ZM98 224V223H97ZM107 224V225H108ZM111 224V223H110ZM126 224H127V222H126ZM129 224L128 225H126L127 227L129 226ZM174 224V223H173ZM178 224V223H177ZM4 225V226H3ZM3 225L1 226V227H5V224L3 223ZM9 225V224H8ZM7 225V227H9ZM13 225V224H12ZM11 225V226H12ZM65 224L63 223V226H64ZM68 225H69V221H68ZM113 225V224H112ZM125 225V224H124ZM124 225H122L121 227H122V229L124 228ZM138 225V224H137ZM25 226V225H24ZM23 226V227H24ZM67 226V225H66ZM65 226V227H66ZM99 226V225H98ZM125 226V227H126ZM132 226V225H131ZM140 226V225H139ZM177 225L175 224L174 226H172V227H176ZM0 227V228H1ZM20 226H18V228H19ZM23 227H20V228H22L23 229ZM114 227V226H113ZM112 227V228H113ZM126 227V228H127ZM11 228V227H10ZM10 228H7V229H10ZM107 228V227H106ZM106 228H105V231H106ZM109 229H110V226L108 227ZM111 228V229H112ZM126 228H125V230H126ZM131 228V230L132 229H134V226H133V228L132 227H130ZM136 228V227H135ZM145 228H143L144 230H145ZM177 228V231H180L181 229H180V227H179V229L180 230H178V227H176ZM176 228H174V229H176ZM12 229V231L14 230L13 228H11ZM100 229L101 230H103L104 229V226H103V228H101L100 227ZM109 229H108V231H109ZM110 229V230H111ZM119 229V228H118ZM117 229V230H118ZM141 229H142V226H141ZM1 230H5L4 228H1ZM116 230V229H115ZM116 230V231H117ZM127 230H128V228H127ZM136 229H134V231H135ZM183 230V229H182ZM7 231V230H6ZM6 231H4L5 233H7ZM12 231L10 232V235H8V234H6V236H11V235H13V233H12ZM71 231V230H70ZM113 231V230H112ZM120 231H122L121 229H120ZM124 231V230H123ZM1 232V231H0ZM9 232V231H8ZM53 232V231H52ZM127 232V231H126ZM128 232H130V231H128ZM127 232V233H128ZM133 232V231H132ZM182 232V231H181ZM12 233V234H11ZM71 233H73V231L72 232H70V234ZM91 233H93V235H94V232H91ZM108 233V232H107ZM110 233V232H109ZM122 233H124V232H122ZM75 234V233H74ZM76 234H79L78 233V231H77V233ZM75 234V235H76ZM96 234V233H95ZM111 234H112V232H111ZM113 234L115 235V232L113 231ZM125 234V233H124ZM132 234V233H131ZM177 234V233H176ZM180 234V233H179ZM1 235H3V234H1ZM178 235V234H177ZM47 236H49L48 234H47ZM69 236V235H68ZM74 236V235H73ZM72 235L70 236V237H73ZM80 236V235H79ZM122 236V235H121ZM2 237V236H1ZM13 237H14V235H13ZM50 237V236H49ZM75 237V236H74ZM127 237V241L126 242H128L131 238H132V236H130L131 238L129 239L128 238V235L126 236ZM122 238H124L123 236H122ZM180 238H182V239H184L183 240V245H179L178 243H177V241L179 242V240H180ZM2 239V238H1ZM3 239H5V237L3 238ZM7 239V238H6ZM8 239H10L11 240V238H8ZM7 239V240H8ZM75 239L77 240V239H79L78 240V242L80 241V239L81 238H78V237H75ZM109 239H110V236H109ZM111 239H112V236H111ZM113 239L115 240V237L113 236ZM126 239V238H125ZM134 239V238H133ZM12 240H13V238H12ZM15 240V239H14ZM39 240V239H38ZM37 240V241H38ZM68 240H70L69 238L67 239V241ZM2 241V240H1ZM0 241V243H3V242H5V241H3V242H1ZM9 241V240H8ZM71 241H74V240H71ZM70 241V242H71ZM109 241V240H108ZM115 241H117V238H116V240ZM122 241H124L123 239H122ZM131 241H132V239H131ZM130 241V242H131ZM134 241H138V239L137 240H134ZM12 242V241H11ZM10 242V243H11ZM15 242V241H14ZM39 242V241H38ZM69 241L67 242V243H70ZM74 242H77V241H74ZM110 242H112V244H114L115 242L114 241H111L110 240ZM114 242V243H113ZM120 242V241H119ZM129 242V243H130ZM182 242V241H181ZM6 243V242H5ZM5 243H3V245H2V247L4 246H6V245H4ZM8 243V242H7ZM13 243V242H12ZM16 243V242H15ZM32 243V242H31ZM72 243V242H71ZM92 243V242H91ZM122 243V242H121ZM118 244V243H117ZM123 244V243H122ZM128 244V243H127ZM132 244V243H131ZM134 244V246H136V244H137V242L135 243H133ZM181 244V243H180ZM8 245V244H7ZM16 245V244H15ZM34 245H35V243H34ZM72 245H74V244H72ZM138 245H140L141 246V244H139V242H138V244H137V248H138ZM13 246V245H12ZM16 246H18V245H16ZM16 246H15V248H16ZM36 246H38V245H36ZM35 246V247H36ZM76 246H79V245H76ZM128 246V245H127ZM133 246V245H132ZM8 247V246H7ZM32 247V246H31ZM80 247V246H79ZM6 248V247H5ZM80 248H83V247H80ZM128 248H130V245L128 246ZM127 248V249H128ZM140 248H142V247H140ZM1 250H2V248H0ZM70 249H73L72 248V246H71V248ZM76 249H79V248H77L76 247ZM126 249V250H127ZM130 251H131V249H129ZM139 250V249H138ZM144 250V251H143ZM4 251H5V249H4ZM73 251V250H72ZM78 251V250H77ZM85 251V250H84ZM125 251V250H124ZM130 251L129 252H127V253H130ZM1 252V251H0ZM81 251H78L77 253H75V254H78L79 255V253H80ZM139 252V253H140ZM2 253L3 254H5L6 255V253L5 252H3L2 251ZM83 253V252H82ZM85 253V252H84ZM2 254V255H3ZM69 254H70V252H69ZM73 255H74V253H72ZM71 254V255H72ZM123 254H125V252H123ZM131 254H132V252H131ZM137 254H138V252H137ZM33 255V254H32ZM81 255H83V254H81L80 253V256ZM127 255V254H126ZM126 255H125V258H126ZM142 255H143V253H142ZM141 255V256H142ZM144 255V256H145ZM159 255V256H160ZM183 255V257H185ZM1 256V255H0ZM86 256V258L84 259V260H91V258H87V256L88 255H85L84 254V257ZM136 256V255H135ZM138 256H140V254H138ZM138 256H137V258H138ZM140 256V257H141ZM65 257H69L70 258V256L68 255V256H65ZM64 257V258H65ZM76 257V256H75ZM78 257V256H77ZM83 257V256H82ZM83 257V258H84ZM93 257V256H92ZM95 257V256H94ZM93 257V258H94ZM101 259H102V257L101 256H99ZM98 257V258H99ZM123 257V256H122ZM128 257H130V256H128ZM143 257V256H142ZM1 258V257H0ZM4 258H6V257H4ZM73 258V257H72ZM71 258V259H72ZM81 258V257H80ZM96 258V257H95ZM104 258V257H103ZM151 258V259H152ZM156 258V259H157ZM181 258V257H180ZM1 259H3V256H2V258ZM66 259V258H65ZM74 259V258H73ZM77 259V258H76ZM75 259V260H76ZM97 259V258H96ZM95 259V260H96ZM128 259V258H127ZM131 259H133V257L131 258ZM134 259H136V258H134ZM144 259V258H143ZM147 259V260H148ZM154 259H155V257H154ZM187 260H188V258H186ZM69 260V259H68ZM64 261V263H62V260H61V263L62 264H66L67 262H69V261ZM95 260H94V262H95ZM128 260H130V259H128ZM127 260V261H128ZM186 260V261H187ZM3 261H4V259H3ZM2 261V262H3ZM74 261V260H73ZM71 262V264L72 263H75V262ZM77 261H82L83 262V260H77ZM76 261V262H77ZM97 261V260H96ZM154 260L152 259V262H153ZM165 261V262H166ZM185 261V262H186ZM1 262V261H0ZM6 262V261H5ZM4 262V263H5ZM8 262V261H7ZM37 262V261H36ZM38 262H39V260H38ZM82 262H77L78 264H84V263H82ZM85 262V261H84ZM89 262V261H88ZM91 262V261H90ZM92 262H93V259H92ZM99 262V261H98ZM133 262H136L135 260L133 261ZM152 262H150V263H152ZM164 262V263H165ZM4 263H0V264H4ZM11 263V262H10ZM40 263V262H39ZM60 263V264H61ZM101 263V262H100ZM130 263V262H129ZM145 263H147L148 264V262H145ZM149 263V264H150ZM157 263V262H156ZM155 263V264H156ZM163 263V264H164ZM183 263H184V261H183ZM182 263V261L179 263V264H183ZM6 264H8V263H6ZM70 264V263H69ZM85 264H88V263H85ZM92 264V263H91ZM93 264H95V263H93ZM96 264H97V262H96ZM99 264V263H98ZM158 264H161V262L159 263L158 262Z\"/></svg>","mask_w":264,"mask_h":264}]
</instances>
